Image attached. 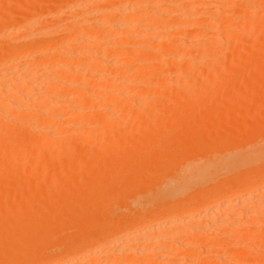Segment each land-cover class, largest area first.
Wrapping results in <instances>:
<instances>
[{
  "label": "bare ground",
  "instance_id": "1",
  "mask_svg": "<svg viewBox=\"0 0 264 264\" xmlns=\"http://www.w3.org/2000/svg\"><path fill=\"white\" fill-rule=\"evenodd\" d=\"M62 1H64V0H62ZM66 1H67V4H68V1H70V2L74 1L71 4L74 6L71 8L73 10L75 9L74 11H76V12L83 8L81 13L84 12L85 14L83 13V16H82L80 14V11H81L80 10L78 12L81 15L80 18L78 15H76V18L78 17V19L75 18V20H74V17H73V20H74L73 21V20H71L72 19V16H71V18L69 19V21L71 20V23L69 22V24H66L67 22L63 19L61 20V18H60L61 22H64V25L66 24L65 27L63 26V28H62L60 26L63 25V23L59 24L60 22H59V17H58L59 13L61 15V12H60V9H59V11H57L58 9H56L55 11H53L54 13L52 12L53 14L51 16L53 18V21L54 22L56 21L55 24L56 23L57 24L56 25L53 23H51V24H53L55 26H58V24H59L60 28L55 29L54 28L55 26L50 27L48 25L47 31L45 28L46 32L43 30L44 28H42V30H40V32H39V30H37L38 32H36V30H33L35 28L34 26H32V27H34L33 29L31 28L32 23L30 22L31 23L30 24L29 20L34 22L32 20V17L29 20L26 19L28 21H26L25 19H24V21H20L21 19L19 18V16H17L18 19L15 18L16 16H14V14H16V13H13V17L12 16H8V17L3 16V18H2V16H0L2 18V19L0 18V118L2 116H4V117H2L3 119L1 118V122L4 120V118L7 119V123L3 121L4 125H6V126H2L3 123L0 122V161L5 159V160H7L6 162H11L7 165L9 167V165L12 164V165H10V168L8 170L9 176L12 174L17 175V173L18 172L20 173V171L22 172V174L24 172L23 176L21 175L23 178L26 177L28 171H29V173L31 171L30 175H32V178L29 176H28L29 178L26 177L27 180L29 179L28 181H30L32 179L31 182H28L27 180H23L22 182L19 181L21 183H23L25 181L26 184L28 182V184H29V186L27 185L28 187H26V184L24 182L27 191L25 190V188H23V191L25 190V192H21V191H19L20 190L19 189L18 190L20 193L19 194L18 191H14V188L13 189L11 188V190H9L8 192L5 193V196L1 195L2 197H0V264H21V262L28 259L29 255L31 254V251L36 250L35 248L33 249V246H34V244H36V240L37 239L39 240L40 239L39 237H42L43 232H45L44 228L47 229L48 225H52V224L54 225V223H57L58 221L62 222V225L64 224V226L65 225L68 226L70 231L69 230L67 231V228L66 227L64 228V226H63V228L65 229V232L66 231L67 232L65 233L63 231V232H61L62 233V235H61L60 231L64 230L61 227L62 229L60 231H55L54 232L55 234H52L56 238L51 237L52 239H51L50 243L52 244V242H53L52 248L57 246L55 244V243H57L60 247H62V248L59 247V249H64V250L61 251L58 249V247L57 248L55 247L53 249L54 254L51 253L52 255L50 256L53 259V261H48L49 259L46 256V252H45L44 256H42V255L40 256V254H42L41 251H43V250L38 251V252H41L40 254L38 252H36V254L39 255V257H36V259H35V262L37 264H242V262H244V264H245V261H247V260L250 261L252 259H254V260H252V262L255 261V263H253V264H264V256H263L264 254H262V256H258L259 253H261V250H260V252L258 250H256V252H253L255 249H258L262 245L263 246L261 248H262V250L264 249L263 248L264 247V233H263L264 232L263 231L264 230V204H263V206H261L262 204L260 205L262 199H264V167H263V165H264V157L263 156L264 155L263 156L261 155L262 152L259 153V151H257V153H256L255 151H253L251 149H250L251 151L247 150V147L241 146L242 143L245 142V140H243V142H239L241 144L231 143L230 146L229 145L224 146L222 144L223 149L221 148V149H219V151L222 150L221 152H223L226 149L229 153L227 154L226 152H224L223 155H219L220 152L218 153V150H217V152L214 153V154H216L215 156L212 153L213 154L212 156H214V157L211 156L212 158H210V160H207L203 157L204 159H200V158L197 159L196 158L194 160L188 161L186 158L187 157L186 155H188V154H186V153L184 154V156H185L184 158H186V160H182L184 158L179 159L180 157L176 158V156H175V154H176L175 152H178L179 151L178 147H180L178 145V142L179 141H181V142L185 141L182 139V137L179 136L182 133H183V135L185 134L186 137L191 136L190 140H192V141H190V142L188 141L189 144L191 142H193L194 143L193 145H195V146L197 145L198 147L203 145V141L201 143H200V141H201V138H204V136L200 137V139L198 138L199 140L197 142V138L188 134V133H190L191 129L192 130L195 129L194 126L196 127V125H195L196 123L193 125V122L195 120L194 121L191 120L190 122H188V125H187V122H182V121H186L189 113L191 114V112H193L192 110H194L191 105L189 106V104L192 103L189 101H191V100L193 101L194 99L196 101V99L198 97H202V96H198L199 95L198 92L201 93V91L202 92L205 91V93H207L208 91H210L209 93H211L210 89L215 88L214 84H216L217 87L219 86L218 88H220V86L224 85L222 87L223 91L227 90L226 92L230 95V98H232L231 92H233V91L229 92L230 91L229 89L230 88L232 89L234 87L233 89L235 90V88L238 89L241 86V85L240 86L238 85L239 87L237 86L239 81L237 82L236 78H237V80L241 79L240 82H242L243 80H244L243 82H245V83L248 82L247 77H249V76H247V77L245 76L246 78H244V79L241 78V77H243V75L245 73L243 74V72H242V74L240 75V73H241L240 71L244 68L243 70H245V72H247V71L250 72L252 70H253V72H251V73L256 72V69L255 68L252 69L251 67L250 68L252 70L250 68H247V67L245 68V66L242 68L241 65H240L241 67L239 66L237 68V66L234 63L235 62L234 61L235 56L237 55L239 50L242 48V46H244L243 42H245V40L247 41V39H245V35H248V33L245 34L244 33L245 31H244L242 33L244 37L242 35H240L243 37V38L241 37L242 41L245 39L243 42L240 41L241 46L236 44V43H238V41L236 40V38H233V36H234V34H236L235 31H237L236 29L238 27H241V25L244 26V24L247 21L252 22V19H254L253 22L254 21L255 22H254V25H251L252 27L248 26V28L250 27L248 32L251 33V35H252L256 32L255 31L256 29H260V27H256V26H258V25H260V23H262V19H261L262 16H260V18H257V19L254 17H256L255 12H258V13L260 12V10L258 11L257 8H258L259 4H260V6H261V4H264V0H226V1H229L230 4L232 3L234 5V8H233L234 10L232 9L233 17H231V15H232L231 11L229 13H227V14H229V17H228V15L222 16L224 14V12L223 13L219 12L218 13L219 15L216 16L217 14L215 12H212L211 10L210 11L213 14L211 12H207V15L205 16L206 13H204V12L207 11L210 7H208V9H206L204 6H207L208 4H211V3H213L215 6L216 1H219V0H65V2ZM76 1H78V3H76ZM226 1L223 0L222 2L226 3ZM31 2H33V1H31ZM245 2H247L248 5H250L252 3V4H257L258 6L256 5L257 8L255 6L256 10L254 9L255 10L254 11L251 9L252 4L250 5V7L248 5H246L249 7L247 9V7L245 6V4H246ZM74 3H76V5ZM219 3H221V0ZM223 3H221V5ZM15 4H17V3H15ZM67 4L65 3V5H63V6H66ZM238 4H239V6H241V5L243 7L245 6L244 8H246V9L241 10L242 7L241 8L239 7L240 8L239 9L237 7ZM33 5H34V3H33ZM68 5H70V4H68ZM252 6H253L252 8H254V5H252ZM40 7H42V6H40ZM230 7L228 9L231 10ZM262 7L263 6H261V8ZM60 8H62V6ZM68 9H70V8L67 7L66 11H68ZM249 9H251L252 11ZM73 10L70 9L68 12L70 13V11H73ZM247 10H249V11H247ZM57 12H58V15H57ZM76 12H75V14H78ZM202 13H204L203 15L205 16V19H203L204 18V17H202L203 15L200 16ZM208 13L215 15V16L211 17L212 15L210 16V15H208ZM220 13H221V15H220ZM258 13H257V15H259V14L262 15V13H264V11L260 12L259 14ZM30 14H32V13H30ZM70 14L72 15V13H70ZM75 14H73V15H75ZM219 16H220V18H219ZM221 16L222 17L226 16V18L222 19ZM47 17H49L48 19H50L52 22V18L50 17V15ZM206 17H208V18H206ZM67 21H68V19H67ZM180 21L181 22L186 21V23L188 22L187 24L192 23V25L194 26L193 29L195 31L196 30L197 31L204 30L203 32L208 34V36L205 35L207 38L204 36V39L199 42V40L201 38H203V36L198 41H196V39H195L196 37L194 34H192V36L194 35V37H195L194 39H193V37H191V34H189V35L188 34L182 35V33L178 34V32H184V31L187 33V32H189L188 28L192 27L189 24L188 26H186V27H188L186 30H185V28H183L184 30L182 29L183 31L182 30L180 31L179 29H177V27L180 25L175 27L174 26L175 24L174 25L169 24V23L180 24ZM256 21L259 23H256ZM26 22H28L29 24H27ZM250 22H247V25L250 24ZM187 24L184 23V25H187ZM220 24L222 25V27L219 26ZM168 25L172 26V27L169 28ZM181 26H183V22H182ZM245 26H246V24H245ZM260 26L262 27V25H260ZM39 27L40 28H38V26H37V29H41V26H39ZM173 27L176 28L175 33H177V34H173L172 33L173 31L169 30V29H172ZM245 28L247 29V26ZM48 29L50 30V32L48 31ZM193 29L192 28L189 29L190 30L189 33H194L195 31L191 32V30H193ZM173 30H175V29H173ZM206 30H209L212 32H209ZM41 31H43V32H41ZM207 32H209V33H207ZM256 34H254V36H256ZM54 36H55V38L52 39V37H54ZM248 36H250V34ZM248 36H246V37H248ZM15 38H17V40L18 39L19 40L15 41V43H14V40H12V39H15ZM138 38H141V40L143 39L142 41H144V43L140 42L138 40ZM231 38L236 40V42L234 44H232L233 42H231V40H232ZM9 39H10V41H8ZM238 39L240 40L239 36H238ZM223 40H225V41H223ZM226 40H228V41H226ZM12 41H13V43H12ZM133 41H134L135 45H137V46H138V44L140 45V43H141V46H140L141 48H139V49L130 48L132 46V44L134 45V43H132ZM138 41L140 43H138ZM220 41H222V42H220ZM217 42L222 43V44H218ZM229 42H231V43H229ZM128 43L131 44V46L128 45ZM215 43H216V45H215ZM223 43L224 44L226 43L227 45L229 44L230 46L233 45L232 48H234L233 50L235 52V55L232 52L233 50H230L231 47L226 46ZM160 44L163 45L164 50ZM245 44L246 45L244 47L249 49V47H248L249 43L245 42ZM126 45H128L130 47L128 48V47H126ZM154 45H160V48H162L161 50L159 49L162 52L161 54H163L164 52L166 55L168 54L167 56H165L166 58L164 56H160V57H164V59L158 58L159 55H161V54H159L160 51H158V50L156 52L158 54H155V51H156L155 49H158L159 46L157 48H155ZM151 46L155 48V49H153V51L150 49L152 51V52L150 51V53H152V54L154 53V55H151L148 52L149 50L147 48H149ZM218 46H219L220 50H222V51L227 49L226 50L227 52L223 51V52H226V54L229 53L230 51H231V53H233L232 56H230V60L232 63H229V65L234 64V67H233V65L229 66L227 63V66H229V68L226 67L224 69L226 64L221 65L219 63L220 59H221V61H223V59L225 58L224 56H227L226 54L223 55L222 54L223 52H221V51H220L221 54L218 53V56L223 55L222 57L220 56V58H218L212 50H211L212 51L211 54H208V53L205 54L204 53L205 58H206V55H208V56L214 55L215 57H217V58L213 57L216 60H214L210 56L208 57L210 59H208V58L206 59V61L208 60L207 62H209V60H211L212 64H210V65H211V67L214 66V68L212 67L213 69H215V67L217 68L216 64L213 65L214 62L219 63V65L223 66V67L218 66V68H221V69H215L214 74L217 73V70H218V72L224 70L225 71L224 75H223V71H222V73L220 72L221 75L215 74L214 76H216L217 79L219 78V80L220 79L224 80L226 78L225 82H221L219 80L217 81L213 75H212L213 77L208 76L210 79L214 78V80H215V81H210V80L208 81L209 86L211 85V83H213L212 87L210 89H208V87H209L207 84L208 82L207 83L204 82L205 78H203V76H201V74L200 75L198 74L199 76H201L200 77L201 79L203 78V81L200 78L199 79L201 81H199V80L196 81L197 75H195V77H196L195 78L193 76L194 74L192 72L194 71L195 74H197L195 67L197 69V66L199 65V63H200V65L203 64L204 66L206 65V67H210V66H207V64L199 62V60L202 58L201 57L202 55L200 53H202L201 51H204V50L206 51L208 48H209L208 49V52H209V50L212 47H216V49H213L214 51L218 50L217 49ZM220 46L224 49H221ZM223 46H226V47H223ZM259 46H261V44ZM228 47H230V48H228ZM238 47H241V48L238 49ZM205 48H207V49H205ZM235 48H237L236 50H238V52L235 51ZM243 48H242V50H244ZM247 49H245L244 51H246ZM259 49H262V46L259 47ZM259 49H257V50H259ZM244 51H241V52H244ZM241 52H240V54L242 55ZM238 55H239V53H238ZM168 56H169V58H168ZM259 56H260V52H259ZM199 57H201V58H199ZM197 58H198V60H197ZM157 59H159V61L161 60V62H158ZM165 59L169 60L167 62V64L164 63L166 61ZM186 59H190L189 61L191 64ZM204 59H201V60H204ZM260 59H261V57H260ZM138 60H140V62L142 60V64H139L140 62ZM162 60H165V61H163L164 64L162 63ZM184 60H185V62L188 63V64H185V68H186L185 71H184L185 68H183ZM228 60L229 59H227V61ZM136 63L139 65L137 66ZM160 63L163 64L164 66L161 65ZM197 63H198V65H197ZM203 65L201 66V69H202ZM159 66H160V68H158ZM254 67H255V65H254ZM175 68H178L180 70H181V68H183L182 70L184 71V73L179 72L177 74V71H174V70H177ZM198 69L200 70V67ZM228 69H230V70L232 69L234 72H236L235 70L239 69V73H238L239 75L234 78L235 79L234 84H233V82H231V80H233L232 78L235 76V74L230 79V74H229L230 70L227 71ZM249 69H250V71H249ZM258 70L259 69H257V71ZM125 71H129L132 74H134L136 71H138L136 73L140 72V74H142V75H140V76H142V79H143V77L146 79V77L143 75L144 73L152 74L150 76H155L157 78L155 79V78L151 77L152 79H155V81L154 80H149V81L147 80V82L149 83L148 84L149 88L147 86V88L144 89L145 90L144 92H146V91L148 92L151 89L150 87H152L150 85H152V84L154 86L156 85V88H153L154 91L152 90V93H151V95L153 97H151L150 94H148L147 92L146 93L150 97L147 94H144V92H143L144 96L143 95L142 96H143V98L145 97L146 100H144V101L142 100L139 103L138 102L135 103L136 101L133 100V102L135 101L134 103L136 104V106H134L135 104H133V106L131 108L128 106L127 107L128 110L125 107L127 104L125 106L123 104L122 106H124L125 108L123 109V107H122V110L123 111L127 110V112L124 114L120 111L121 110L120 107L116 106L120 109L118 111L116 109L115 105L119 104L120 100L123 101L124 100L123 96L124 97L126 95L128 96V94H129L128 91L131 89H129V90H127V92H125L122 90V88L124 87L123 89H125V88L130 87V88H132V90H134L133 88L137 87L135 89H138V86L139 87H141V86L146 87V84L145 85L143 84L145 80L144 81L139 80V81H143L139 84V82L137 81L138 77H136V75L134 76L131 73L129 74L127 72L129 75L132 76V77L130 76L132 79L131 78L127 79L126 77H124V75L126 74ZM133 71H135V72L133 73ZM170 71L173 74H174V72H176V74L179 75V76L175 77V79L179 77L178 81H174V83L176 82L175 84L172 83V81H170V80L167 81L168 77H169V76L167 77V74H169ZM120 72H125L123 77L119 76L121 74ZM197 72H198V70H197ZM200 72H198V73H200ZM202 72H204V70H202ZM170 75H172V74H170ZM218 75H220L224 79L220 78V76H218ZM225 75L229 76L228 77L229 79ZM254 75H255V73L253 74V76L250 74V77H249L250 80H251V78L254 77ZM100 76H101V78H100ZM104 76H106V77H104ZM140 76H139V79H140ZM150 76H148V77H150ZM165 76L167 78L166 81L163 80V78L165 79ZM259 76H260V74H259ZM95 77H97V78L99 77L100 80L107 78L109 82L107 81L106 83L105 82L99 83L100 80H97V78H95ZM135 77H136V79H135ZM190 77L195 78L194 81H196L197 83L191 84L192 86L190 85L194 89L190 88L188 90V93L195 90V91H193V92H195V94H193V95L197 94L196 96H198V97H194V96L192 97V95L190 93L189 96H191L192 99L190 97L191 100L188 101L189 103L188 104L185 103L186 100H184V103L187 104L188 107H186L187 105L181 106V105H179V103L182 101V100L180 101V99H182V97L184 99V97L188 94L187 91L185 90L186 89L185 87L189 88L188 84L190 83V81H189V83H187V81H188V79H191ZM239 77H240V79H238ZM92 78H95V81H94V79L92 80ZM175 79L173 77V80H175ZM96 80L98 81V83H96ZM93 81L96 83V85L93 84ZM147 82H145V83H147ZM164 82L166 84H168V82H169L168 87H166V85H164ZM201 82H203V83L201 84ZM215 82H218V83H215ZM220 82H221V84L217 85ZM235 83H236V85H235ZM245 83H243V84L246 85ZM172 84H174L173 86H175V85L176 86L173 87V86H171ZM185 84H186V86H185ZM196 84H197V86H196ZM205 84L207 85V89L205 88L206 87ZM239 84H242V83H239ZM93 85L95 87H92ZM201 85H202V87L203 86L204 87L201 88L200 87ZM235 86H237V87H235ZM253 86H254V84H253ZM89 87H90V90H89ZM170 87H171V89H170ZM195 87H197V89H198V87H200L201 90L199 89L200 91L198 90V92H197ZM224 87H225V89L226 88H228V89L224 90ZM91 88H92V90H91ZM157 88H158V90H157ZM260 88H261V86H260ZM146 89H148V90H146ZM164 89H165V91H164ZM191 89H193V90L190 91ZM213 89H212V93L214 94V97H215L216 93L219 92L220 90L214 89L215 90L214 91ZM242 89L243 88H241V90H239V91H242ZM135 91L136 90H134L133 92H135ZM141 91H143V90H141ZM169 91H170V93L167 94V92H169ZM133 92L131 91V93L133 94V97L135 98V96H134L135 93H133ZM164 92H166V93H164ZM185 92L187 93L186 95L184 94ZM236 92H237V90H236ZM154 93H155V95H153ZM205 93H201L200 95L203 94V97L206 100H208L207 97H209L212 93L210 95L208 93L209 96L204 95ZM132 94H130L129 97L132 96ZM139 94H137V95H139ZM219 94H221V96L223 95L222 98L225 95L226 99H230L229 96H226V94L225 93L223 94V92H221V93L219 92ZM242 94H244V93H242ZM145 95L148 96L149 98H151L150 100L148 98L149 102H151L153 100V98H154V100L155 99H157V101L159 100L158 104H160V102H163L164 98L165 99L168 98L169 100H171L170 103L172 102L174 104L173 108H171L172 107L171 104L167 103V105H170L171 107L167 106V105L165 107H163L164 105L161 104V106L159 105L158 107H162V108L155 107V110L156 109L157 110L154 111V109L152 110V108H153L152 105H150V107H152V108L148 107L149 102H148L147 97ZM182 95H185V96H182ZM166 96H167V98H166ZM180 96H182V97L179 99V101H180L179 102L177 100ZM237 96H239V94H237ZM129 97H127V98L129 99ZM212 97L213 96H210L209 99H211ZM121 98H123V99H121ZM127 98H125L126 102L128 104H130L129 102H130L131 98L129 99V101L127 100ZM161 98H162V100L160 101ZM204 98H203V100L206 102V100ZM216 98L212 99V101L215 100ZM220 98L221 97H219L218 101L223 100ZM138 99H137V101H139ZM140 100H141V97H140ZM131 101H132V99H131ZM155 102H156V100H155ZM166 102L165 103L163 102V103L166 104ZM177 102H178V104L176 105ZM205 102H203V103L205 104ZM210 102H211V100H209L208 103L206 102L207 105L210 104V107H209V105L208 106L205 105V106H207V108H211L213 106L216 109L218 107L217 106L218 103H220V102L216 103V100H215L216 104L214 106V104L211 105L212 103H210ZM181 103H183V102H181ZM213 103H214V101H213ZM131 104H132V102H131ZM151 104H152V102H151ZM155 104H157V102ZM204 104H201V105L199 104V106H202V108L201 107H199V108H201V109L205 108L207 111L212 110L213 107L211 109H207L204 106ZM252 104H253V102H252ZM82 105L85 107H83ZM100 105H101V108L99 107ZM111 105L114 106L116 110L113 109V107ZM178 105L180 108L177 107ZM262 105H264V104H262ZM61 106H62V108H61ZM103 106L106 108L103 109L104 108ZM175 106L177 108H175ZM194 106H196V105L194 104ZM79 107H81V109L84 108L83 110H85L86 107L87 108L91 107V108H88V113L87 112L85 113L84 111L81 112L80 111L81 109H79ZM147 107L150 108L153 112L149 113L147 110ZM196 107H197V110L200 111L198 106H196ZM219 108L220 107H218L216 110H218ZM89 109H91V110H89ZM150 109H149V111H150ZM171 109H176V110L180 109L179 110L180 114L178 112H175V111H174L175 114L172 113L173 110L171 111ZM205 109L202 110V113L203 112L206 113ZM146 110H147V112H146ZM182 110H183V112H182ZM220 110L221 109L218 110V113L221 112ZM143 111H145L146 115ZM167 112L172 114V115L167 114L168 116L166 115V117H170V119L171 118L173 119V117H175L176 113H178V115H179V116L176 115V117L180 118V119L178 118V121L176 120V118L173 120L172 119L170 120L168 118L170 121V123H169L168 119H165V120H167L166 122L168 123L170 128L176 129V131L179 132V133L176 132L177 135L174 133V134L169 136L168 132H167V130H168L167 126L168 125L166 124V122L165 123L163 122V119H160L161 117L164 118L163 116ZM259 112H260V109H259ZM186 113H188V115ZM199 113H201V112H199ZM207 113H209V112H207ZM218 113H216V114L218 115ZM119 114H124V115H123V117L121 115L122 118H120V120H117L119 118ZM149 114L152 115V117L149 116ZM222 114H223V112H222ZM227 114L229 115V113H227ZM115 115H118V117ZM144 115H145V117L146 116L151 117L153 120L157 119L158 123L160 125L159 126L158 123L155 124L156 125V130H155L154 129L155 125L154 124L151 125V124H149L150 122H148L147 126L149 125L148 127L150 129L153 128V129H151L152 131L148 128V130H147V132L149 131L148 134H147V132L145 133V131H146L145 129H147V126L143 131H142V129H139V130H141L140 131L141 133L147 134L146 136H148V135L151 136V138H149L150 140H148V139L145 140L146 143L149 141L148 144H146L145 142H143V144L145 143L146 145L145 144L144 145L146 147L148 146L147 147L148 150L153 149V151H156L154 154L149 153L150 157H148V156L146 157V156H144V153H142L141 150H140L141 152H138L135 150V148L131 147L135 151L132 154L129 152H126V154H124L123 160H120V164L118 163L119 166L116 165L118 168L116 169V167H115L116 170H114V168H113L114 171L112 170V172L110 173V171L107 172V170H106V168L110 166V163L113 161V158H114L113 152H110L108 154V156H105L104 158L101 157V158H103V160H102L103 165L101 164L100 166H97L95 169H94V167L92 168L96 172L102 171L105 168V171H104L105 177H102V178H100L98 176V175L102 174V172H100V173L98 172V175H97L98 177H93V176H95V175H93L95 171L93 172V170H90L87 172V170L85 168H83V167H85L84 166L85 164L86 165L88 164V166H89V164H90V166L96 165L97 160L95 159L93 153L95 152L94 149H96V150L99 149V148H97V146H99V147H103L104 145L105 146H107V145L112 146V144H114V147L116 146L115 148L117 149V147H120V145H121V147L122 146L124 147L126 145V143L123 144L124 142H122V141L126 140V137H127L128 141L130 140V142L137 140L138 138L135 139L134 137L131 136L130 137L131 139H130L128 136L132 135L131 132H133V136H134L133 127L136 124V121L138 120V122H139V118L143 117ZM180 115L181 116L185 115V117L184 118H183V116L180 117ZM57 117H59V119H58L59 121L58 120L56 121ZM203 118L204 117H202V121H203ZM227 118L228 117H226V119ZM26 119L30 120V122L32 119H33V121L36 120L35 124H34V122H31L34 125L33 124L32 125L26 124ZM182 119H184V120H182ZM198 119H199V117H198ZM160 120H162V121H160ZM187 121H189V120H187ZM99 122L102 124V126L99 125L100 124ZM160 122H162V123H160ZM95 123L97 124V126L94 125ZM146 123H147V121H146ZM184 123L186 125H184ZM92 124H93V127L90 126ZM162 124H164V126L166 124V127H164ZM190 124L193 125V127L192 126L190 127L189 126ZM207 124H208V122H207ZM24 126L26 127V129H23V128H25ZM30 126L33 128V129H31L32 133L34 134L36 132V134L38 133V136L36 134L33 135L31 133L34 136L33 137V136H30V134L28 135V134H25L23 132V131L27 130L26 133H28L27 127L30 128ZM135 126H137V125H135ZM215 126H216V124H215ZM259 126H260V124H259ZM98 127H100V128H98ZM48 128L51 129V130L50 129L48 130V132H50V133H47V135H45V136L40 135L43 133L42 131H45V129H48ZM53 128H55V130H52ZM200 128L205 129V127H200ZM216 128H218V127H216ZM257 128H258V126H257ZM73 129L76 131L80 130V131H78V132H80V134L78 133L76 135L77 132H75ZM135 129L137 130L136 127H135ZM31 130L29 132H31ZM106 130H109V134H111L113 137L111 136L112 138H110L108 135L109 143H107L108 140H106L107 136H105L106 139L103 137H100L103 140L101 139V141H102L101 142L99 139H97V142L100 141V143L97 144V142L95 140L97 138V136L95 139H93V138L95 137V135L98 132H99L98 135L99 134L101 135V133H103V132L108 133ZM180 130H181V132H180ZM51 131L52 132L54 131V133H52V135L49 136L51 134ZM150 131L151 132L154 131L153 132L154 135H152L153 133L151 134ZM169 131L171 132V130H169ZM46 132L47 131H45L44 134ZM64 132L65 133L67 132V133L65 134ZM72 132H75L74 136H70V134ZM58 133H61V134L58 135ZM62 133H64L65 135H63ZM135 133H136V131H135ZM67 134H69V135H67ZM140 134H138V135H140ZM60 135H61V137H62V135H63V137L64 136L65 137H67V136L73 137V139L75 138L74 140L77 139L75 136L79 135L78 138H80V141L84 137L87 138L86 136H88L86 141H84L85 138L83 140L85 142L84 145L87 146L86 147L87 151L84 150L85 148L83 149V144L81 145V143H83V141L80 143L79 139H78L75 143L72 140V138L70 139L67 137L68 139H66V138L61 139ZM89 136L92 138H89ZM124 138H125V140H124ZM132 138H134V140ZM140 138H142V137H140ZM180 138L182 140H180ZM183 138H185V137H183ZM60 139L65 141V142L61 141ZM144 139H146V137H144ZM66 140L69 141V143L65 144ZM104 140H106V142H103ZM128 141L126 140L125 142H128ZM173 142H174V144H177V146L173 145ZM181 142H179V144H182ZM197 143H200V144H197ZM246 143H247V141H246ZM60 144L65 145V146L61 147ZM78 144L82 148V150L85 152H83V153L80 152L82 150L81 149L79 150V147L77 146ZM132 144L139 145L140 143H137V141H136L135 143H132ZM232 144H235L236 146L239 145V147L240 146L241 147L240 148H238V147L234 148V146H231ZM36 145L39 147V149L37 150L39 152V154H41V155L44 153L49 154V152H51L50 156H52V158L54 159V160L51 159V164H50L49 169L47 171L42 170L43 171L42 172L40 170L41 172H38V169L31 168L34 171L36 170V173H34L33 170L28 168L29 164L33 163L32 161L34 159L31 160L32 158H30V157H31V155L34 154L35 149H33V147H35ZM184 145H185V142H184ZM111 146H109V147H111ZM59 147H61V148H59ZM184 147H188V145L186 144V146H184ZM227 147L230 149H227ZM231 147L234 148L232 151H231ZM56 148H59V149H56ZM74 148L76 150H79V152H78V153H80L79 155H76V152L72 153V150L73 151L75 150ZM180 148H182V147H180ZM241 148H243V149H241ZM120 149H122V148H120ZM158 149H161V152L159 153L160 154L159 160L156 157L157 156L156 153L158 154V152H157ZM103 150H104V148H103ZM127 150H129V149H127ZM190 150H192V149H190ZM106 152H107V150H106ZM144 152H147V150ZM150 152H152V151H150ZM199 152H201V151H199ZM190 153H189V156H190ZM51 154H54V155H51ZM71 154H72V158H73V156L76 155V157L74 158V162L71 163L72 164L71 167H73L72 170L74 169V170L80 172V168H81V170L83 168V170L85 169L86 171L85 170H84V172L81 171L80 174L78 173L79 175L74 174L75 177L74 176L70 177L72 182L70 181L71 182L70 184L67 183L68 185L64 189L61 187L62 189L60 190L61 191L60 193H61L62 197H59V199L56 201L53 198V196L54 197L56 196V195H54V193L58 194L56 192L57 189L55 188L56 185L54 187V184H52L50 182L49 178L51 177L50 175H52L55 172V170H57L56 168L60 162H64V163L66 162V164H68L69 160L67 162V160H65L64 158L67 155L71 156ZM198 156L201 157V154ZM205 157H206V155H205ZM188 158H190V157H188ZM115 161L117 162V160H115ZM157 163L162 164L161 166H163V165L165 166V172H164L163 176L162 175L161 176L164 179V175L166 174L165 175L166 177L164 180H162L163 182L162 181L160 182L162 185L160 183H158V185H161L158 187L159 188L162 187V189H160V191L161 190L162 191H161V193H159L161 197H158V200L160 199V201L162 200V202L164 201L165 203L161 202V204H160V201H157V204L160 205L159 207L157 204H155V206L152 207L151 209H149L147 211V213H146V210L148 208L144 209L145 211L144 210H141L142 212L139 211L140 212V214H139L138 210L135 211L136 208L133 209V207L135 205H136L135 207H137V203L139 202V199L136 198V196H138V195H135V197H133L134 194H136V192L137 193L139 192L138 197H141L140 195L142 193V192L140 193V191H138L139 189H138V186L136 183L138 181H141V179H142L141 177H143L144 173H146L145 171L151 170L153 168V166ZM164 163H167V164H164ZM183 163L184 164L186 163L187 165L184 166ZM21 164H24V166H22ZM178 164L179 165L182 164L183 167H185V168L187 167L186 170H185V168L183 169V167H180V169H183V172L185 171L184 173L182 172V170L178 169L179 167L176 166ZM62 167H63V165H62ZM71 167H70V169H71ZM176 167H178V168H176ZM22 168H24V169H22ZM175 168L178 169L181 174L178 172V170H177V172L179 173V175L176 171H175V174H173L172 171H173V169L176 170ZM108 170H110V168H108ZM8 171H7V173H8ZM4 172L5 171H3V173ZM74 172L75 171H73V173ZM104 172H103V174H104ZM149 172L150 171H148L147 173H149ZM225 172L227 174L229 172L232 175L230 176V174H228L229 177L228 176L225 177L227 175V174L225 175ZM3 173H0V175L1 174L3 175ZM71 173L72 172H70V174ZM134 173H137V176H135ZM222 173H224V174L222 175ZM244 173L247 175L243 179L237 181L233 185H232V183H230V180L234 179L237 174H244ZM5 174H6V172H5ZM111 174L112 175L113 174H115V175L119 174L120 175V178L122 179L123 184L121 183V186H120L121 189L119 187V184H118V187L120 190H123V191L126 190L127 191V192H125V191L123 192V193H125V195H123V197H126V199L129 198V200H130V201L127 200V202H126L125 201L126 199L125 198L123 199L122 195L121 194L119 195V193L117 191L118 196L119 197L121 196L120 198L119 197L116 198L117 202L120 204V202L122 203V201H125L126 205L128 203H130L131 201H133V199H134V202L135 201L137 202V203L135 202L136 204L134 203V206L132 205L133 204L132 202H131L132 204L130 203L132 208L130 205H127L125 207V208L128 207L127 210L132 209L131 211H134L133 215H130L131 218H132V216H133V218L135 217L134 220H132V227H133L132 229H130V227H129V230H128V227L127 228L121 227V225H120L121 223L122 224L126 223L124 221H126L128 219V216H129L128 213L131 214L132 213L131 211H129L128 213L124 212V215L122 214L123 213L122 212L119 215V213H117L118 209L116 210V206H115V204L117 205L118 203H116V200L114 197H113L114 198L113 201H115V204H114L115 207L114 208L112 207L113 205L111 207H109V205H108V207H109V209H108L107 205L105 204V201H107V200L109 201L110 198H112L113 195H111V194H117L114 192V190H119V189H117L118 188L117 187L115 189L113 188L114 190L110 189L114 193L113 192L111 193L109 191L110 185L112 184V182H110L112 180ZM2 175L0 176V179L5 178ZM16 175L15 176L12 175V177H15V179H16ZM4 176H6V175H4ZM220 176L225 177L226 179L220 178ZM116 178H118V177H115V179ZM20 179L22 180V178H20ZM94 179H96V180L93 181ZM115 179H114V183L117 182V180L115 181ZM159 179L161 180V177ZM43 180L45 182H47L48 186H50V189L48 187H45V188H43L44 190L46 189L45 191L42 189L40 190L39 186H40V183L43 184V182H42ZM48 180H49V182H48ZM92 181H93V183H92ZM13 182H14V180H13ZM81 182H84V184H82ZM15 183H14V185H15ZM37 183L39 184L38 186H36ZM91 183H92V185H91ZM217 184L219 185V187L215 191V193L212 196L208 195L206 193L208 188H210L211 186L213 187ZM51 185H52V187H51ZM12 186L13 185H11V187ZM22 186H24V185H22ZM35 186L38 187V191L36 190ZM156 186H157V184L155 185V188H157ZM19 187H20V185H19ZM16 188H18L17 184H16ZM57 188H58V185H57ZM54 189H56V191L55 192L53 191L54 193L52 194V190H54ZM147 189H148V187H147ZM32 190L37 191L36 192L37 195L34 194L33 193L34 191H32ZM149 190L151 191V189H148L147 191H149ZM28 191H31V193ZM190 191H191V193H190ZM144 192H146V191H143V193ZM192 192H194V193L196 192V193L201 194V196L198 198L196 203L192 205L193 208L190 211H188V209H186L187 206H182L179 209L177 207V205H175V204L181 203L182 199H184V197L186 195H189V194L191 195ZM156 193H158V192H156ZM156 193H154V195ZM0 194H2V193H0ZM27 194H28V196H27ZM31 194L35 195L36 197L37 196H39V197L32 200L33 198L32 199H30V198H31V196L32 197H34V196ZM87 195L89 196L90 199L91 198L92 199L91 200L88 199V201L86 202L85 200L87 199V197H85V196H87ZM129 195L130 196L132 195L133 198L131 197L132 199H130ZM127 196H128V198H127ZM40 197L42 199H40ZM82 197H85V199L83 198L84 201H82ZM156 197H157V194H156ZM154 199H156V198H154ZM29 200H32V201H29ZM118 200H120V201H118ZM18 201L20 202V205L17 203ZM86 203H88V204H86ZM150 203H152V202H150ZM262 203H264V201ZM108 204H109V202H108ZM110 204H112V203H110ZM142 204H143V202H142ZM162 204H171V205L174 204V205L173 206L170 205L171 207L168 208V211H165V212L163 211L164 212L163 215L157 214L158 216H156V213L160 209V207H162ZM249 204H251V205H249ZM144 206H145V203H144ZM125 208H123V209L125 210ZM139 208H140V206H139ZM154 208H156V209H154ZM127 210H125V211H127ZM48 212L52 215L51 217L48 216L49 218L46 217L47 216L46 213H48ZM106 213H108L109 214L108 216H110V217L107 216L108 220H109V218L111 220H114V218L117 219L115 221L116 223H110L111 220L110 221L106 220L107 223L109 222L110 224H115V225H113V227L114 228L116 227L115 232H114L116 234V236L114 238V241H112L114 243H112L113 245H111V247L108 246V244H109V242H108V244H106V245L109 248H105L106 245H104L102 247H104L105 249L103 248V250H100L102 248H98V246H96V244H97L96 242L99 241V240H97L98 237L95 236L97 232H93V229L90 228V226L93 225L94 223H95V227L98 224L101 225L100 223H96L97 220H95V219H97V218L99 219L101 217H102L101 220L103 221V223L106 224L104 222L105 221L104 218L106 217L105 216ZM134 214H136V215H134ZM44 215H46L45 216L46 218L44 217ZM125 215H128V216H126L127 218L125 217L126 220H125V218L122 219V217H124ZM42 216L45 218L46 221L43 220L44 218L41 219L42 221L37 218V217H42ZM80 217H81V219H80L81 222H79ZM131 218H129V221H131L130 220ZM54 219H56V220H54ZM92 219L95 222H93ZM18 220H19V222H18ZM101 220H99L98 222H100ZM16 221H17V223H16ZM42 222H46V223H42ZM91 222H92V224H91ZM75 223H77V224H75ZM60 224L61 223H58V225L55 224V226L57 225L58 227H60L59 226ZM73 224H75V225H73ZM88 224H91V225L89 226ZM104 226L106 227V225H104ZM104 226H102V227H104ZM117 226H118V228H117ZM71 228L73 229L72 231H71ZM89 228L92 229V231L89 230ZM107 228H109V227H107ZM57 229H59V228H57ZM99 230H102V229H100V227H99ZM237 231L239 233L242 232L243 234L240 233V236H238ZM56 232H57V234H56ZM58 233H60V236H63V237L65 236L64 233L68 234V235H66L67 236L66 238L62 237L63 239L66 240V242L64 240L66 245L63 242V239H62V241L60 240L61 237L59 236ZM46 236H49V232H48V235H46ZM98 236H101V235H98ZM57 237H59L60 239L58 242L54 243V240L58 239ZM43 238H44V236H43ZM43 238H41V239H43ZM235 239H237L238 242L233 241ZM239 240L241 242L246 241L249 246L247 245L248 246L247 247L246 244H244V245H245V247H247L246 249L249 248V250H242L243 249L242 246L237 247L236 248L237 250H236L235 247L238 245L234 246V248H233L232 245L239 243L240 242ZM59 242H63V243L59 244ZM241 242H240V244H241ZM105 243H107V242H105ZM62 244L65 245V248H63L64 245L61 246ZM100 244H101V242H100ZM110 244H111V242H110ZM6 245H12L13 246V252L11 251L12 254H8L7 250H4V247ZM244 245H243V247H244ZM45 246H47V245H45ZM39 247H41L40 244H39ZM245 247H244V249H245ZM5 248H7V247H5ZM49 251H51V250H49ZM57 251L59 253H57ZM36 254L33 252L32 255H36ZM44 257H47V258H44ZM28 261L29 260H27V262ZM248 261L246 263H249ZM252 262L250 261V263H252Z\"/></svg>",
  "mask_w": 264,
  "mask_h": 264
},
{
  "label": "rangeland",
  "instance_id": "2",
  "mask_svg": "<svg viewBox=\"0 0 264 264\" xmlns=\"http://www.w3.org/2000/svg\"><path fill=\"white\" fill-rule=\"evenodd\" d=\"M31 1H33V2H31ZM61 1H62V0H49V1H48V0H0V7H1V8H0V16H2V18H3V16H6V17H8V16H12V17H13V13H16L17 15L14 14V16H16L15 18H17V16H19V18L21 19V20L19 19L20 21H24V19H25V20H26V19L29 20V19H31V17H32V20H33L34 22H32V21L29 20V23H30V22H31L32 24L34 23L33 25L30 23V24H31V28L33 29V28L35 27L36 29L34 28L33 30H36V32H38L37 30H39V32H40V30H42V28H44V29H43L44 31H45V28H46V31H47V26H48V25H49L50 27H52V26L54 27V26L57 24V23L55 24L56 21H55V22L53 21V18H52L51 15L54 13L53 11H55L56 9H58L57 11H59V9H60L61 15H60V13H59V16H58V17H59V22H60V23H59V22H58V23H59V24L63 23V25L60 26V27L63 28V26L65 27V25H66V24H69V22L71 23V20H73V17H74V20H75V18H76V15H78L79 18H80L81 15L83 16V13H84V12L81 13L82 10H83V8L80 9L81 11L78 9V10L80 11V14H81V15H80V14L78 13L79 11L76 12V11H74L75 9L73 10V9L71 8V7L74 6V5H71L74 1H73V2L68 1V4H70L71 6L67 4V1H66V2H65V0L62 1V2H61ZM222 1H223V0H221V3H223ZM224 1H226V0H224ZM1 2H2V3H1ZM217 2L219 3L220 0H219V1H216V3L214 2V3H215V6H214L213 3L208 4L207 6H204L206 9H208V7H210L207 11L204 12V13H206L205 16L207 15V12H211V11H212V12H215V13L217 14L216 16L219 15V14H218L219 12H221V13L224 12V14H223L222 16H224V15H228V17H229V14H227V13H229L230 11L232 12V9L234 8V5H233L232 3L230 4L229 1H226L227 4L224 2V3H225V4L223 3L224 5H223V4L221 5V3L218 4ZM15 3H17V4H15ZM33 3H34V5H33ZM41 3H42V4H41ZM44 3H45V4H44ZM61 3H62V4H61ZM65 3L67 4L66 6H67L68 8H70L71 10H73V11H70V13H72V15L68 12L70 9H68V11H66V10H67V7H66V6H63V5H65ZM76 3H78V1H76ZM76 3H74V4L76 5ZM79 3H80V2H79ZM245 3H246L245 6L248 5L247 2H245ZM56 4H57V5H56ZM60 4H61V5H60ZM216 4H217V5H216ZM229 4H230V5H229ZM251 4H252V3H251ZM251 4H250V5H251ZM59 5H60V6H59ZM77 5H78V4H77ZM209 5H210V6H209ZM225 5H226V6H225ZM240 5H241V4H240ZM250 5H248V6L250 7ZM252 5H254V8H252V7H253ZM252 5H251V9L254 10V9H255V6H256L257 4H252ZM36 6H37V7H36ZM40 6H42V7H40ZM45 6H46V7H45ZM61 6H62V8H60ZM69 6H70V7H69ZM212 6H213V7H212ZM230 6H231V7H230ZM245 6H244V7H245ZM248 6H246L247 9L249 8ZM257 6H258V5H257ZM257 6H256V8H257ZM261 6H263V7L261 8ZM261 6H260V4H259V6H258L259 9L257 8V10H258V11L260 10V12H263V11H264V9H263V8H264V4H261ZM21 7H22L23 9H22ZM44 7H45V8H44ZM48 7H49V8H48ZM55 7H56V8H55ZM63 7H64V8H63ZM65 7H66V8H65ZM211 7H212V8H211ZM229 7L231 8V10L228 9ZM237 7H238V8H239V7H240V8L242 7L241 10H243V9L245 10V9H246V8H244L242 5L239 6V4H238ZM26 8H27V9H26ZM80 8H81V7H80ZM213 8H214V9H213ZM215 8H216V9H215ZM240 8H239V9H240ZM48 9H49V10H48ZM251 9H249V10H251ZM6 10H7V11H6ZM12 10H13V11H12ZM40 10H41V11H40ZM44 10H45L47 13H46ZM210 10H211V11H210ZM223 10H224V11H223ZM233 10H234V9H233ZM249 10H247V11H249ZM252 10H251V11H252ZM255 10H256V9H255ZM255 10H254V11H255ZM22 11H23V12H22ZM27 12H28V13H27ZM36 12H37V13H36ZM50 12H51V13H50ZM52 12H53V13H52ZM75 12L78 13V14H75ZM212 12H211V13H212ZM260 12H259V13H260ZM26 13H27V14H26ZM30 13H32V14H30ZM34 13H35L36 15H35ZM45 13H46V14H45ZM48 13H49V14H48ZM204 13H202L200 16H202ZM215 13H214V14H215ZM221 13H220V15H221ZM255 13H256V17H254V18H256V19H257V18H260V16H262V17H261V19H262V23H260V25H262V27H261L260 25L256 26V27H260V29H256V30H255L256 32L254 33V34L257 33L256 36H254V34H252V35H253V36H252L251 33L248 32L249 28L252 27L251 25H254V22H255V21L253 22L254 19H252V22L247 21V22H250V24H248V25H247V22H246V23L244 22V23L246 24V26H247V29L245 28L246 26H245L244 23H243V24H244L245 27H244L243 25H241V27H238V28L236 29L237 31H235L236 34H234L233 38H236V40L238 41V43H236V44H238V45L241 44L240 41H242V40H241V37L243 36L242 33H243L244 31H245V32H244L245 34H247V33H248V35L250 34L251 37L248 36V35H245V34H244V35H245V39H247V41H246L245 39H244V40H245V42H248V43H249V46H248V47H249L250 50L244 47L246 44H245V42H243V41H244V40H243L242 42L244 43V46H242V48L244 47L243 49H244V50L247 49V50L244 51V50H242L241 47H238V49L241 48L240 50H241V51H244V52H241V51L239 50V52H238V50H236L237 48H235V51L238 52L240 56H239L238 53H237V55H236L235 58H234V61H235V62L232 60V61L235 63V65L237 66V68H238L240 65L242 66V68H243L244 66H245V68H246V67H247V68H250V67H251L252 69L255 68V69H256V72H254V73H255V75H254V77H253L254 79L251 78V80H250V78H249V77H250V74L253 76L254 73H251V72H253V70L250 68L252 71H250V69H249L250 72H248V71L245 72V70H243V69H244V68H243V69H242L243 71H242V70L240 71V72H241L240 75L242 74V72H243V74H244V73H245V74H244L243 77H241V78L244 79V78H246L247 76H249V77H247L248 82L246 81L247 83H245V82H243L244 80H243L242 82H240V81H241L240 77L238 78V79H240V80H237V78H236V81H237V82L239 81V83H242V84H239V83L237 84V86H238V85H239V86L241 85L240 87L243 88L242 91H239V90H241V88H240L239 86H238L239 88H238V89L235 88V90L233 89L234 87H233L232 89L230 88V89H229L230 91H229V90H228V91H229V92L233 91V92H231V93H232V95H231L232 98H230V95L226 92V91H227L226 89H228V88L225 89V87H224V90H226V91H223V88H222V87H223L224 85L220 86V88H221V89H220V88H218L219 86L217 87L216 84H214V85H215V86H214V87H215L214 89H218V90H220V91H219L220 93H221V92H223V94L225 93L226 96H229L230 99H226L225 95H224L225 98H224V97L222 98L223 95L221 96V94H219V92H217L218 94L216 93V95H215V97H214V94L212 93V89H213V88H211L213 83H211V85L209 86V82H208V81H209V80H210V81H215V80H214V78H213V79H210L209 77H211L212 75L214 76L215 74H216V75H217V74H220V75H221L222 71H223V75H224V72H225L224 70H222V71L219 70L221 73L218 72V70H217V73L214 74L215 69H221V68H218V66L223 67V66H221V65L226 64V66L224 67V69H225L226 67L229 68L230 65H233V67H234V64H230V65H229V63H232L231 60H230V56H232L233 53H234V55H235V52H234V50H233L234 48H232V47H233L232 44H234V43L236 42V40H234L233 38H231L232 40L230 39L231 42H233V43L231 44L232 46H230L229 44L227 45V44H226L227 42H226L225 44L223 43V44L226 45V46H230L231 48H230V47H228V48H230V50H233V51H232L233 53H231V51L229 50L230 52L226 54V52H227L226 50H227V49L223 50V51H226V52H223L222 50H220L219 46L217 47L218 50H215V51H214L213 49H216V47H212V48L209 50V52H208V49H209V48H208V49L205 48V49H207L206 51H205V50H204V51H201L202 53H200V54H201L202 56H201V55H200V56H201L202 58L199 57V58H201V59H204V58H205V57H204V53H205V54H206V53L211 54L212 51L214 52V54H215L218 58H220V56H221V55H220V54H221L220 51L223 52V53H222L223 55L226 54L227 56H224L225 58L223 59V61H221V59L219 60V61H220L219 63H220L221 65H219V63H215V62H214L213 65L216 64V65H217V68L215 67V69H213L214 66H212V67H213V68H212L211 65H210V64H212V63H211V60H209V62H207L208 60L206 61V59H207L210 55H209V56L206 55V58H205L204 60H201V59H200L201 61L199 60V62L204 63V64H207V66H210L211 68H210V67H206V65L204 66V65L202 64L204 68L202 67V69H201V66H202V65H200V63H199V65H198V63H197V65H198V66L196 65V66H197V69H196V67H195V70H196V73H197V74H195L194 71L192 72V73L194 74V75H193L194 77H195V75H197L196 77H197L198 79L195 77V78H196V81H198V80H199V81H201V80L203 81V78H205V81H204V82H205V83L208 82V83H207L208 86H209L208 89L211 88L210 90H211V93H212L213 95H212L211 93H209L210 91H208V92L206 91L207 93H205V91H203V92L201 91V93H205L204 95H208V93H209V95L211 94L210 96H213L211 99H209L210 96L208 95V96H209V97H207L208 100H206V99L203 97V94L200 95L201 93L198 92V90L200 89V87H201V88L204 87V86L202 87V85H201L200 87H198V89H197V87H195V88H196V91H197L198 94H199L198 96H202V97H198V96H196L197 94H196V95H193V94H195V92H193V91H195V90H193L194 88L191 87V86H192L191 84H195V83H197V82L194 81L195 78H191V77H190L191 79H188V81H187V83H189V81H190V83L188 84V85H189V88H188V87H185V88H186L185 90H186L187 93H188V90H189L190 88H193V89L190 90V91H192V90H193V91H192V92H189L188 94L185 92L184 94H185V95L187 94V95H186V96H185V95H182V96H185L184 99H183L182 96H180V97L178 98L177 101H179V99L182 97V99H180V101L182 100L181 102L184 103V100H186L185 103H187V104H188L189 102H192V103H193V104H192V103L189 104V106L191 105L192 108L194 109V110H192L193 112H191V114L188 112L189 115H188V113H186V114L188 115V118H187V117H186V118H187V120H189V121H187V120H186V121H182V122H187V125H188V122H190L191 120H192V121L195 120V121L193 122V125L196 123V124H195L196 127L194 126L195 129H193L194 131L191 129V131H190L191 134H190V133H188V134H189V135H192V136L195 137V138H197V142H198V140L200 139V137H203V136H204V138H201V141H200V143L203 141V145H201V146L199 145L200 147H198L197 145H196V146L193 145V144H194L193 142H191V143L189 144V142L192 141V140H190L191 136H189L188 134H187V135H188L189 137H186L185 134L183 135V133H182L181 135H179V136L182 137V139L185 140V141H183V142L179 141V142H181L182 144H179V142H178V145H179L180 147H182V148L178 147V150H179V151L177 150L178 152H175V153H176V154H175L176 158H179V157H180L179 159L184 158V157H185L184 154L186 153V154H188V155H186V156H187L186 158H187L188 161H189V160H190V161H191V160H194V159H196V158H197V159H198V158H200V159H204V158H205V159H207V160H210V158H212V157H214V156L216 155V154H214V153H216L217 150H218V153L220 152L219 155H223L224 152H226L227 154L229 153L226 149H225V151H223V152H221L222 150L219 151V149L222 148V144H223L224 146H225V145H226V146H227V145L230 146L231 143L238 144L239 142H243V140H245V142H243L241 146H245V147H247V150H250V149H251V150L255 151L256 153H257V151H259V153L262 152L261 155H262V156L264 155V107H263L264 105H262V104H264V13H262V15H260L258 12H255ZM257 13H258L259 15H257ZM73 14H75V15H73ZM84 14H85V13H84ZM212 14H213V13H212ZM212 14H209V13H208V15H210V16H211ZM46 15H47V16L50 15V17L52 18V22H51L50 19H48L49 17H47ZM57 15H58V12H57ZM254 15H255V14H254ZM60 16H61V17H60ZM71 16H72V19L69 21V19L71 18ZM205 16H204V15L202 16V17H204L203 19H205ZM213 16H215V15H212L211 17H213ZM222 16H221L222 19L226 18V16H225V17H222ZM21 17H22V18H21ZM33 17H34L35 19H34ZM62 17H63V18H62ZM65 17H66V18H65ZM208 17H209V16H208ZM208 17H206V18H208ZM211 17H210V18H211ZM231 17H233V12H232ZM231 17H230V18H231ZM0 18H1V17H0ZM2 18H1V19H2ZM4 18H5V17H4ZM60 18H61V20H62V19L65 20L67 23L65 22L66 24L64 25V22H61ZM219 18H220V16H219ZM17 19H18V18H17ZM22 19H23V20H22ZM67 19H68V21H67ZM76 19H78V17H77ZM256 19H255V20H256ZM261 19H260V20H261ZM28 20H26V21H28ZM74 20H73V21H74ZM206 20H207V19H206ZM208 20H209V19H208ZM57 21H58V20H57ZM258 21H259V20H258ZM170 22H171V21H170ZM174 22H175V21H174ZM182 22H183V26H181ZM182 22L180 21V24H176V23H169V24H171V25H172V24H173V25L175 24V25H174L175 27L178 26V25H180V26L177 27V29H179L180 31H181L183 28H185V30H186V29L188 28V27H186V26H188L189 24H190L192 27L189 26L190 28H188V31L190 32L189 29H191V28L193 29L194 26L192 25V23L187 24L188 22L186 23V21H185V22L182 21ZM259 22H260V21H259ZM259 22L256 21V23H259ZM26 23L29 24L28 22H26ZM39 23H40V24H39ZM51 23H53V24H55V25H53V24H51ZM184 23L187 24V25H184ZM252 23H253V24H252ZM41 24H42V25H41ZM50 24H51V25H50ZM59 24H58V26H55L54 28H55V29H56V28H60V27H59ZM32 26H34V27H32ZM37 26H38V28H40L39 26H41V29H37ZM42 26H43V27H42ZM168 26H169V25H168ZM219 26L222 27L221 24H220ZM248 26H250V27L248 28ZM50 27H49V28H50ZM170 27H172V26H169V28H170ZM169 28H168V29H169ZM243 28H244L245 30H244ZM32 29H31V30H32ZM52 29H53V28H52ZM173 29H175V30H173ZM238 29H239V30H238ZM169 30H170V31L172 30V31H173L172 33H173V34H177V33H175L176 28L173 27L172 29H169ZM183 30H184V29H183ZM183 30H182V31H183ZM258 30H259V31H258ZM46 31H45V32H46ZM48 31L50 32L49 29H48ZM51 31H52V30H51ZM193 31H195V30H194V29L191 30V32H193ZM203 31H204V30H202V31H201V30H199V31L196 30L194 33H189V32L186 33V32L184 31V32H178V34H181V33H182V35H184V34H185V35H187V34H188V35L191 34V37H193V39L196 37V38H195L196 41H198V40L203 36V38H201V39L199 40V42H200V41H202V40L204 39V36H205V35L208 36V34H206V33L203 32ZM206 31H209V30H206ZM239 31H240V32H239ZM260 31H261V32H260ZM41 32H43V31H41ZM196 32H197V33H196ZM199 32H200V33H199ZM209 32H212V31H209ZM209 32H207V33H209ZM237 33H238L239 35H238ZM192 34H194L195 37H194V35L192 36ZM196 34H197V35H196ZM200 35H201V36H200ZM240 35H242V36H240ZM52 36H53V35H52ZM197 36H198V37H197ZM235 36H236V37H235ZM238 36L240 37V40L238 39ZM246 36H248V37H246ZM205 37H206V36H205ZM243 37H244V36H243ZM243 37H242V38H243ZM249 37H250V38H249ZM53 38H55V36L52 37V39H53ZM206 38H207V37H206ZM12 40H14V43H15V41H18L19 39L17 40V38H15V39H12ZM138 40H139L140 42H143V43H144V41H142L143 39L141 40V38H138ZM249 40H250V41H249ZM6 41H7V40H6ZM8 41H10V39H9ZM8 41H7V42H8ZM139 41H138V43H140ZM223 41H225V40H223ZM226 41H228V40H226ZM220 42H222V41H220ZM231 42H229V43H231ZM8 43H9V42H8ZM12 43H13V41H12ZM132 43H134V41H133ZM143 43H142V44H143ZM217 43H218V42H217ZM243 43H242V44H243ZM126 44H127V43H126ZM218 44H222V43H218ZM260 44H261V46H262V49H259V47H261V46H259ZM128 45L131 46V44H129V43H128ZM128 45H126V47L129 48L130 46H128ZM160 45H161V44H160ZM160 45H154L155 48H157V47L159 46L158 49H155L154 47L151 46V47L147 48V49L149 50V51H148V50H147V51L150 53L151 50L153 51V49H155V50H156V51L154 50V51H155V54H158V53H156L157 50L160 51V50L162 49V48H160ZM215 45H216V43H215ZM238 45H237V46H238ZM134 46H135V47H134ZM140 46H141V43H140V45L138 44V46L135 45V43H134V45L132 44V46H131L130 48H136V49H139V48H141ZM161 46L163 47V45H161ZM226 46H223V47H226ZM234 46H235V45H234ZM237 46H236V47H237ZM240 46H241V45H240ZM142 47H143V46H142ZM220 47H221V46H220ZM246 47H247V46H246ZM150 49H151V50H150ZM159 49H160V50H159ZM203 49H204V48H203ZM203 49H202V50H203ZM221 49H224V48L221 47ZM257 49H259V50H257ZM163 50H164V47H163ZM211 50H212V51H211ZM152 51H151V52H152ZM218 51H219V52H218ZM240 52L242 53V55L240 54ZM259 52H260V56H259ZM161 53H162V52L160 51L159 54H161ZM218 53H220V54H219L220 56H218ZM150 54H151V55H154V53H153V54L150 53ZM256 54H257V55H256ZM167 55H168V54H167ZM167 55H166L165 52H164L163 54L159 55V57H158V56H157V57H158L159 59H164V57L167 56ZM198 55H199V54H198ZM223 55H222V56H223ZM160 56H164V57H160ZM222 56H221V57H222ZM210 57H211V58H213V57H214V58H217V57H215L214 55H213V56H210ZM233 57H234V56H233ZM260 57H261V59H260ZM165 58H166V57H165ZM168 58H169V56H168ZM185 58H186V57H185ZM187 58H188V57H187ZM214 58H213V59H214ZM159 59H157V61H158V62H161V60L159 61ZM208 59H210V58H208ZM227 59H229V60L227 61ZM165 60H166V61H165ZM165 60H162V63H163V61H165L164 63L167 64V62H168L169 60H167V59H165ZM186 60L189 61L190 59H186ZM197 60H198V58H197ZM214 60H216V59H214ZM253 60H254V61H253ZM138 61L140 62V60H138ZM202 61H203V62H202ZM212 61H213V60H212ZM217 61H218V60H217ZM217 61H216V62H217ZM224 61H225V62H224ZM136 62H137V61H136ZM158 62H157V63H158ZM191 62H192V61H191ZM197 62H198V61H197ZM137 63H138V62H137ZM137 63H136V64H137ZM164 63H163V64H164ZM189 63H190V61H189ZM227 63H228L229 66H227ZM255 63H256V64H255ZM139 64H142V60H141V62H140ZM139 64H137V66H138ZM160 64H161V63H160ZM160 64H159V65H160ZM163 64H161V65H163ZM185 64H188V63L185 62V60H184V62H183V68H185ZM190 64H191V63H190ZM157 65H158V64H157ZM216 65H215V66H216ZM254 65H255V67H254ZM256 65H257V66H256ZM163 66H164V65H163ZM241 66H240V67H241ZM252 66H253V67H252ZM186 67H187V66H186ZM199 67H200V70L198 69ZM205 67H206V68H205ZM158 68H160V66H159ZM183 68H181V70L178 69V68H175V69H177V70H174V71H177V74H178L179 72L184 73V71L186 70V68L184 69V71L182 70ZM187 68H188V67H187ZM233 69H234V68H233ZM257 69H259V70L257 71ZM179 70H180V71H179ZM197 70H198V72H200V71H201V72L198 73ZM202 70H204V72H202ZM229 70H230V69H228L227 71H229ZM210 71H211V72H210ZM232 71H233V70L231 69V70L229 71L230 73H229V72H228V73L230 74V79H231V77L234 76V74H235V76L232 78L233 80H231V82H233V84H234V82H235V79H234V78L237 77V76L239 75V74H238V73H239V69H238V70H235L237 73L234 72V71L232 72ZM125 72H126L127 75L125 74ZM125 72H120L121 74H120L119 76L123 77V75L125 74L126 76L124 75V77H126L127 79H130V78L132 77L131 75H129L131 72H129V71H125ZM127 72H128L129 74H128ZM134 72H135V71H133V73H134ZM136 72H138V71H136ZM136 72H135L134 74H132V73H131V74L134 75V76L136 75V77H138V78H137V81L139 82V84L145 80L143 84H144V85L146 84V87H145V86H141V87H142V88H141V87L138 86V89H135V88H137V87H135V88H133L134 90H136L135 92H133L134 90H132V88H130V87H129V88H125V89H123L124 87L122 88V90L125 91V92H127V90H129V89H131V90L128 91V93H129L128 96H127L126 94H125V95H126L125 97L123 96V98H124L123 101L120 100V103H121V104L119 103L120 105H119V104H117V105L114 104V105H115V107H116V106L120 107L121 110H120L118 107H116V109H117L118 111L120 110V111H121L122 113H124V114L127 112V110H128L127 107H128V106L131 108V107L133 106V104H135V103H137V102L139 103V102L142 101V100H143V101L146 100L145 97L143 98L144 94H147V93H148V94H150L151 97H153V96L151 95V93H152V90L154 91L153 88H156V85L154 86V85L152 84V85H150V86H152V87H150V88H151L150 91H148V92L146 91L147 93L144 92V91H145L144 89L147 88V86H148V88H149V85H148L149 83L147 82V80H148V81H149V80H154V81H155V79H156L157 77H155V76H150V75H152V74L144 73L143 75L146 77V79H145L144 77H143V79H142V76H140V75H142V74H140V72H139V73H136ZM122 73H123V74H122ZM146 74H147V75H146ZM170 74H172V75H170ZM174 74H175V75H174ZM174 74L170 71L169 74H167V77L169 76V77H168V80H167L166 76H165V79L163 78V80H164V81H166V80L169 81V80H170V81H172V83H174V81H178V78H179V77L176 78V79H175V77H177V76H179V75H177L176 72H174ZM198 74H199V75L201 74V76H203V78L201 79V78H200L201 76H199ZM248 74H249V75H248ZM259 74H260V76H259ZM128 75H129V76H128ZM138 75L140 76V79H139V76H138ZM220 75H218V76H220ZM127 76H128V77H127ZM130 76H131V77H130ZM148 76H150V77H148ZM193 76H192V77H193ZM208 76H209V77H208ZM213 76H212V77H213ZM218 76H217V77H218ZM225 76H227V75H225ZM245 76H246V77H245ZM261 76H262V77H261ZM102 77H103V76H102ZM104 77H106V76H104ZM136 77H135V79H136ZM151 77H153V78H155V79H152ZM173 77H174L175 80H173ZM214 77L216 78V76H214ZM228 77H229V76H227V78H228ZM255 77H256V78H255ZM95 78H97V77H95ZM95 78H92V80L94 79V81H95ZM100 78H101V76H100ZM100 78L98 77L97 80H100ZM149 78H150V79H149ZM199 78H200L201 80H200ZM220 78L224 79V78L221 77V76H220ZM248 78H249V79H248ZM105 79H106V80H105ZM105 79H101V80L99 81V83H100V82H101V83H102V82H103V83H104V82L106 83V82L108 81V79H107V78H105ZM131 79H132V78H131ZM228 79H229V78H228ZM252 79H253V80H252ZM97 80H96V83H98ZM104 80H105V81H104ZM139 80H143V81H139ZM216 80L218 81L219 78H218V79L216 78ZM94 81H93V84L96 85V83H95ZM154 81H153V82H154ZM219 81H221V82H225V81H226V78H225L224 80H221V79H220ZM229 81H230V80H229ZM254 81H255V82H254ZM256 81H257V82H256ZM108 82H109V81H108ZM145 82H147V83H145ZM192 82H193V83H192ZM221 82H220L219 84H217V85H220ZM231 82H230V83H231ZM170 83H171V82H170ZM175 83H176V82H175ZM175 83H174V84H175ZM198 83H199V82H198ZM202 83H203V82H201V84H202ZM215 83H218V82H215ZM243 83H245L246 85H244ZM150 84H151V83H150ZM168 84H169V82H168ZM168 84H166V83L164 82V85H166V87H168ZM174 84H172L171 86H173ZM199 84H200V83H199ZM225 84H226V83H225ZM253 84H254V86H253ZM73 85H74V84H73ZM94 85H93L92 87H95ZM190 85H191V86H190ZM205 85H206V84H205ZM235 85H236V83H235ZM242 85H243V86H242ZM257 85H258V86H257ZM153 86H154V87H153ZM175 86H176V85H175ZM175 86H173V87H175ZM185 86H186V84H185ZM196 86H197V84H196ZM225 86H226V85H225ZM227 86H228V85H227ZM233 86H234V85H233ZM237 86H235V87H237ZM260 86H261V88H260ZM125 87H126V86H125ZM127 87H128V86H127ZM230 87H231V86H230ZM139 88H140V89H139ZM205 88L207 89V85H206ZM205 88H204V89H205ZM165 89H166V88H165ZM165 89H164V91H165ZM170 89H171V87H170ZM206 89H205V90H206ZM214 89H213V90H214ZM89 90H90V87H89ZM91 90H92V88H91ZM141 90H143V91H141ZM146 90H148V89H146ZM157 90H158V88H157ZM167 90H168V89H167ZM200 90H201V89H200ZM200 90H199V91H200ZM221 90H222V91H221ZM236 90H237L238 93L236 92ZM131 91H132L133 93L136 94V95L134 94V96H135L136 99L133 97V94L131 93ZM214 91H215V90H214ZM216 91H217V90H216ZM246 91H247V92H246ZM143 92H144V94H143ZM139 93H140V94H139ZM141 93H142V94H141ZM164 93H166V92H164ZM169 93H170V91L167 92V94H169ZM190 93H191L192 97H193V96H194V97H198V98L196 99V101H195V99H194L193 101L191 100L192 97L189 96ZM231 93H230V94H231ZM242 93H244V94H242ZM254 93H255V94H254ZM130 94H132V96L129 97ZM137 94H139V95H137ZM148 94H147V95H148ZM233 94H234V95H233ZM237 94H239V96H237ZM142 95H143V96H142ZM153 95H155V93H154ZM164 95H165V94H164ZM139 96L141 97V100H140V97H139ZM145 96H146V95H145ZM148 96H149V95H148ZM148 96H146V97H147V100H148V98L150 97V96H149V97H148ZM235 96H236V97H235ZM262 96H263V97H262ZM127 97H129V99H130V98L132 99V101H131V99H130V102H129L130 104H128V103L126 102V99H125V98H127ZM164 97H165V96H164ZM190 97H191V99H190ZM205 97H206V96H205ZM216 97H217V98H216ZM219 97H221L220 99H223V100L218 101V100H219ZM261 97H262V98H261ZM123 98H121V99H123ZM133 98H134V99H133ZM138 98H139V99H138ZM166 98H167V96H166ZM199 98H200V99H199ZM203 98L206 100L207 103L209 102V100H211L210 103H212L211 105L214 104V106H215L216 103L220 102V103H218L217 106L220 107L219 109H221V110H220L221 112L218 113V110H219V109L216 110L218 107L215 109V108L212 106L215 110H214L212 107H211L212 110H210V111H207V110L204 108L205 111H206V113L209 112V113H207L208 115H207L205 112L202 113V110H204V109H201L202 106H199V104H200V105H201V104H204L203 102H205V101L203 100ZM214 98H216V99H215V100H216V103H215V100H213L214 103H213V101H212V99H214ZM129 99L127 98L128 101H129ZM137 99H138L139 101H137ZM150 99H151V98H149V100H150ZM167 99H168V98H167ZM167 99L164 98V101H163L164 103L167 101L166 104H164L163 102H160V104H158V103H159V100L157 101V99H155L156 102H157V104H155L156 102H155L154 98H153V100L151 101L152 104H151V102H149V100H148V102H149V103H148V107H150V105H152L153 108H152V107H150V108H152V110L154 109V111H156L157 109L155 110V107H158L159 105L161 106V104H163L164 106H163V105H162V106L165 107V106L167 105V103H168V104H171L172 107H171L170 105H167V106H170L171 108H173V105H174V104H173L172 102L170 103L171 100L168 99V100H169V101H168ZM258 99H259V100H258ZM133 100H135L136 102L134 101V102H135V103H134ZM161 100H162V98L160 99V101H161ZM189 100H191V101H189ZM234 100H235V101H234ZM246 100H247V101H246ZM180 101H179V102H180ZM188 101H189V102H188ZM217 101H218V102H217ZM223 101H224V102H223ZM231 101H232V102H231ZM124 102H125V103H124ZM131 102H132V104H131ZM146 102H147V101H146ZM181 102L179 103V105H181V106L187 105V104H185V103L183 104V103H181ZM206 102H205L204 106L207 105ZM234 102H235V103H234ZM252 102H253V104H252ZM153 103H154V104H153ZM174 103H175V102H174ZM238 103H239V104H238ZM123 104H124V106L127 104V105L125 106L126 109H127L126 111H125V110H124V111L122 110V107H123V109L125 108L124 106H122ZM177 104H178V102L176 103V105H177ZM182 104H183V105H182ZM194 104H195L196 106H198V108L201 107V108H199L200 111L197 110V107L194 106ZM130 105H131V106H130ZM154 105H155V106H154ZM179 105L177 106L178 108H180ZM208 105H209V107H210V104H208ZM208 105H207V106H208ZM239 105H240V106H239ZM58 106H59V105H58ZM82 106H83V105H82ZM82 106H81V107H82ZM111 106H112V105H111ZM134 106H136V104H135ZM204 106H203V107H204ZM207 106H205V107L207 108ZM81 107H79V109H81ZM83 107H85V106H83ZM99 107L101 108V105H100ZM103 107H104V106H103ZM112 107H113V109H115L114 106H112ZM148 107H147L148 112H149V113L153 112V111H152L150 108H148ZM177 107L175 106V108H177ZM186 107H188V105H187ZM194 107H195V108H194ZM261 107H262V108H261ZM61 108H62V106H61ZM88 108H91V107H88ZM88 108L86 107L85 110H83L84 108H82L80 111H81V112L84 111L85 113H86V112L88 113ZM105 108H106V107H104L103 109H105ZM158 108H162V107H158ZM189 108H190V107H189ZM189 108H188V109H189ZM211 108H207V109H211ZM116 109H115V110H116ZM149 109H150V111H149ZM223 109H224V110H223ZM259 109H260V112H261L262 114L259 112ZM261 109H262V110H261ZM86 110H87V111H86ZM89 110H91V109H89ZM147 110H146V112H147ZM172 110H173V111H172ZM179 110H180V109H179ZM179 110L171 109L172 113H174V114H175V112H178V113L180 114ZM183 110H184V109H183ZM183 110H182V112H183ZM222 110H223V111H222ZM174 111H175V112H174ZM187 111H188V110H187ZM197 111H198V112H197ZM227 111H228V112H227ZM143 112L145 113V111H143ZM182 112H181V113H182ZM184 112H185V111H184ZM199 112H201V113H199ZM222 112H223V114H222ZM238 112H239V113H238ZM178 113H176V115H178ZM216 113H218V115H217ZM227 113H229V115H228ZM234 113H235V114H234ZM124 114H119V118H118L117 120H120V118H122ZM167 114L172 115L171 113L167 112V113L164 114V116H163L164 118H162V117L160 118V119H163V122H164V123L167 121V120H165V119H168V118L170 119V117H166ZM186 114H185V115H186ZM195 114H196V115H195ZM198 114H199V115H198ZM205 114H206V115H205ZM233 114H234V115H233ZM121 115H122V117H121ZM145 115H146V113H145ZM145 115H144L143 117H140L141 119L139 118V122H138V120L136 121V124H135V125H137V126L134 125V127H133L134 136H133V132H131L132 135L128 136L129 138H130L131 136L134 137L135 139L138 138L137 140H134V138H132L134 141L132 140L133 142H130V140L128 141V139H127V137H126V140H127L128 142H125V141H126L125 138H124L125 141H122V142H124L123 144L126 143V145H125L124 147H123V146L121 147V145H120V147H117V149L115 148L116 146L114 147V144H112L113 147H112L111 145H107V146L104 145L103 147H99V146H97V148H99V149H97V150L94 149L95 152L93 153L95 159L97 160L96 165H94V166H90V164H89V166H88V164H87V165L85 164V165H84L85 167H83V166H82V167L85 168V169L87 170V172L90 171V170H93V169H92L93 167H94V169H95L97 166H100V165L102 164V160H103V158H104L105 156H108V154H109L110 152H113V156H114L115 159L113 158V161L110 163V166H109V167H107L108 165L106 166V167H107V168H106L107 172L110 171V173H111L112 170H113V168H114V170H116V169L118 168L117 166H119V164H120V160H123V158H124V154H126V152H129V153L132 154L135 150L138 151V152H141V151H142V153H144V156H146V157H147V156L150 157L149 155L152 154V153L154 154L156 151H153V149L148 150V149H147L148 146L146 147L145 145L148 144L149 141L146 143L145 140H147V139L150 140L149 138H151V136H149V135L146 136V135L149 133V131L147 132V130H148V128H149V127H148L149 125L147 126L148 122H150L149 124H151V125H152V124L155 125V124L158 123V120L156 119V120H157V121H156V120L154 119V120L156 121V122H155V121L151 118L152 115L149 114V116H151V117H149V116H146V117H145ZM176 115H175V117H173V116H172V117H173V119L176 118V120L178 121V118H179V117H176ZM185 115H182L183 118L185 117ZM187 115H186V116H187ZM197 115H198V116H197ZM200 115H201L202 117H204V118H203V121H204V122L202 121V117H201ZM115 116L118 117V115H115ZM161 116H162V115H161ZM167 116H168V115H167ZM178 116H179V115H178ZM182 116L180 115V117H182ZM215 116H216V117H215ZM2 117H4V116H2ZM2 117H1V118H2ZM144 117H145V118H144ZM198 117H199V119H198ZM200 117H201V118H200ZM210 117H211V118H210ZM226 117H228V118L226 119ZM1 118H0V122H1ZM6 118H7V117H6ZM8 118H9V117H8ZM32 118H33V117H32ZM34 118H35V117H34ZM115 118H116V117H115ZM148 118H149V119H148ZM150 118H151V119H150ZM235 118H236V119H235ZM2 119H3V118H2ZM30 119H31V118H30ZM58 119H59V117H57L56 121H57ZM111 119H112V118H111ZM169 119H168V122L170 123ZM171 119H172V118H171ZM171 119H170V120H171ZM173 119H172V120H173ZM179 119H180V118H179ZM200 119H201V120H200ZM34 120H35V119H34ZM105 120H106V119H105ZM114 120H115V119H114ZM164 120H165V121H164ZM182 120H184V119H182ZM205 120L208 122L209 125L207 124V122H206ZM208 120H209V121H208ZM3 121L7 123V119H5V118H4ZM3 121H2L1 123H3ZM35 121H36V120H35ZM35 121H33V119L31 120V122H34V124H35ZM58 121H59V120H58ZM111 121H112V120H111ZM115 121H116V120H115ZM146 121H147V123H146ZM160 121H162V120H160ZM179 121H180V120H179ZM243 121H244V122H243ZM246 121H247V122H246ZM250 121H251V122H250ZM9 122H10V121H9ZM27 122H28V123H27ZM31 122H30V120H27V119H26V124H28V125H32L33 123H31ZM113 122H114V121H113ZM226 122H227L228 124H227ZM257 122H258V123H257ZM99 123H100V122H99ZM160 123H162V122H160ZM211 123H212V124H211ZM34 124H33V125H34ZM82 124H83V123H82ZM166 124L168 125L167 122H166ZM166 124H165V126H164V124H162V125H163L164 127H166ZM215 124H216V126H215ZM229 124H230V125H229ZM247 124H248V125H247ZM259 124H260V126H259ZM94 125L97 126L96 123H95ZM99 125L102 126L101 123H100ZM154 125H153V126H154ZM158 125H159V123H158ZM158 125H157V126H158ZM182 125H183V124H182ZM184 125H186V124L184 123ZM193 125L190 124L189 126H190V127H191V126L193 127ZM256 125L258 126V128H257ZM2 126H6V125H4V123H3ZM90 126L93 127V124L90 125ZM146 126H147V129H145ZM159 126H160V125H159ZM24 127H25V126H24ZM135 127L137 128V130L135 129ZM186 127H187V126H186ZM200 127H205V129H204V128H200ZM216 127H218V128H216ZM95 128H96V127H95ZM95 128H94V129H95ZM98 128H100V127H98ZM167 128H168L167 132H168V135H169V136L172 135V134H174V133H175L176 135H177V133H179L178 131H176V129L170 128L169 125L167 126ZM23 129H26V127L23 128ZM27 129H28V133H26L27 130L23 131L25 134H28V135L30 134V136H33V135L36 134V132H35L34 134L32 133V130H31V129H33V128H32L31 126H30V128L27 127ZM29 129L31 130V132H29V131H30ZM49 129H50V128L45 129V131H47L45 134H44L45 131H42L43 133H42V134L39 133V134L42 135V136H45V135H47V133H50V132H48ZM139 129H142V131L145 129V130H146L145 133L147 132V134L141 133V132H140L141 130H139ZM149 129H150V128H149ZM151 129H153V128H151ZM151 129H150V130H151ZM154 129L156 130V125H155ZM189 129H190V128H189ZM213 129H214V130H213ZM259 129H260V130H259ZM50 130H51V129H50ZM52 130H55V128H53ZM71 130H72V129H71ZM71 130H70V131H71ZM73 130H74V129H73ZM169 130H171V132H170ZM172 130H173V131H172ZM174 130H175V131H174ZM177 130H178V129H177ZM201 130H202V131H201ZM207 130H208V131H207ZM209 130H210V131H209ZM212 130H213V131H212ZM70 131H69V132H70ZM74 131L77 132L76 135H77L78 133L80 134V132H78V131H80V130H78V131L74 130ZM100 131H101V130H100ZM103 131H104V130H103ZM106 131H107L108 133L103 132V133H101V135H100V134L98 135V133H99V132H98V133L95 135V137L93 136V137H94L93 139H95L96 136H97V138L95 139L96 142H97V139H99V140L101 141L102 138H100V137H103V138L106 139L105 136H107V139H106V140H108L109 137L112 138L113 136H112L111 134H109V130H106ZM135 131H136L137 134L135 133ZM138 131H139V132H138ZM151 131H152V130H151ZM151 131H150V132H151ZM33 132H34V131H33ZM67 132H68V131H67ZM67 132H66V133H67ZM75 132H72V133H71L72 135L69 133L70 136H74ZM153 132H154V131H153ZM153 132H151V134H152ZM176 132H177V133H176ZM180 132H181V130H180ZM246 132H247V133H246ZM31 133H32L33 135H32ZM52 133H54V131H53V132L51 131V134H50L49 136H51ZM64 133H65V132H64ZM64 133H62V134L65 135L66 133H65V134H64ZM140 133H141V134H140ZM192 133H193V134H192ZM59 134H61V133H58V135H59ZM69 134H67V135H69ZM103 134H104V135H103ZM135 134H136V135H135ZM138 134H140V135H138ZM143 134H144V135H143ZM206 134H207V135H206ZM225 134H226V135H225ZM232 134H233V135H232ZM36 135L38 136V133H37ZM56 135H57V134H56ZM63 135H62V137H61V135H60L61 139H62V138H66V139H68V138L71 139V138H72V140H73L75 143H76V141H77L78 139H79V142L81 143V142L84 140V138H85V137H84V138L81 139V141H80V138H78L79 135H78V136H75V137L77 138L76 140H74L75 138L73 139V137H68V136H67L68 138L65 137V136L63 137ZM108 135H109V137H108ZM152 135H154V133H153ZM168 135H167V136H168ZM216 135H217V136H216ZM218 135H219L220 137H219ZM251 135H252V136H251ZM98 136H99V137H98ZM111 136H112V137H111ZM135 136H136V137H135ZM33 137H34V136H33ZM86 137L88 138V136H86ZM140 137H142V138H140ZM144 137H146V139H144ZM183 137H185V138H183ZM193 137H192V138H193ZM229 137H230V138H229ZM249 137H250V138H249ZM253 137H254V138H253ZM87 138H85L84 141H86ZM89 138H92V137L89 136ZM187 138H188V139H187ZM198 138H199V139H198ZM206 138H207V139H206ZM228 138H229V139H228ZM233 138H234V139H233ZM248 138H249V139H248ZM252 138H253V139H252ZM61 139H60V140H61ZM93 139H92V140H93ZM130 139H131V138H130ZM139 139H140V140L142 139L143 141H142V140L140 141ZM182 139L180 138V140H182ZM64 140H65V139H64ZM99 140H98V141H99ZM102 140H103V139H102ZM106 140H104L103 142H106ZM241 140H242V141H241ZM61 141H63V140H61ZM70 141H71V140H70ZM84 141H83V143H81V145L83 144V149L85 148L84 150H86V147H87V146L84 145V143H85ZM100 141L97 142V144H99ZM110 141H111V140H110ZM136 141H137V143H140V144H139V145H137V144H136V145H135V144H132V143H135ZM186 141H187V142H186ZM188 141H189V142H188ZM225 141H226V142H225ZM230 141H231V142H230ZM246 141H247V143H246ZM63 142H65V141H63ZM101 142H102V141H101ZM143 142H145L146 144L144 143V144H145V145H144ZM184 142H185V145H184ZM248 142H249V143H248ZM61 143H62V142H61ZM67 143H69V141L66 140V143H65V144H67ZM107 143H109V140H108ZM107 143H106V144H107ZM200 143H197V144H200ZM228 143H229V144H228ZM110 144H111V143H110ZM186 144L188 145V147H184V146H186ZM235 144H232L231 146H234V148H237V147L240 148V147H241V146L239 147V145L236 146ZM239 144H241V143H239ZM60 145H61V144H60ZM173 145H176V146H177V144H174V142H173ZM182 145H183V146H182ZM246 145H247V146H246ZM248 145H249V146H248ZM62 146H65V145H61V147H62ZM77 146L79 147V150H80V149L82 150V148L79 146V144H78ZM109 146H111V147H109ZM194 146H195L196 148H195ZM224 146H223V147H224ZM37 147H38L37 145H36L35 147H33V149H35V152L33 151L34 154L31 155L30 158H32L31 160H33V159H34V160L32 161L33 163H30V164H29L28 168H30V169H31V168L38 169V172H41L42 170H43V171H47V170L49 169L50 164H51V159H53L52 156H50V153H51V152H49V154H48V153H47V154L44 153V154L41 155V154H39V152L37 151V150L39 149V147H38V148H37ZM57 147H58V146H57ZM61 147H59V148H61ZM131 147L135 148V150H134L133 148H131ZM137 147H138V148H137ZM140 147H141V148H140ZM245 147H244V148H245ZM248 147H249V148H248ZM59 148H56V149H59ZM63 148H64V147H63ZM103 148H104V150L107 148V149H106L107 152H106V150L104 151ZM110 148H111V149H110ZM112 148H113V149H112ZM120 148H122V149H120ZM199 148H200V149H199ZM234 148L231 147V151H232ZM74 149H75V148H74ZM77 149H78V148H77ZM125 149H126V150H125ZM127 149H129V150H127ZM130 149H131V150H130ZM184 149H185V150H184ZM190 149H192V150H190ZM222 149H223V148H222ZM227 149H230V148L227 147ZM241 149H243V148H241ZM79 150H76V149H75L74 151L72 150V153H75V152H76V155H79V154H80V153H78ZM132 150H133V151H132ZM140 150H141V151H140ZM146 150H147V152H144V151H146ZM214 150H215V151H214ZM238 150H239V149H238ZM251 150H250V151H251ZM86 151H87V150H86ZM130 151H131V152H130ZM148 151H149V152H148ZM150 151H152V152H150ZM174 151H175V150H174ZM184 151H185V152H184ZM191 151H192V152H191ZM193 151H194V152H193ZM199 151H201L202 153L199 152ZM80 152L83 153V152H85V151L82 150V151H80ZM96 152H97V153H96ZM115 152H116V153H115ZM157 152H158V154L156 153V155H157L156 157H157L158 160H159V158H160V156H159L160 154H159V153L161 152V149H158ZM187 152H188V153H187ZM190 152H191V153H190ZM122 153H123V154H122ZM149 153H150V154H149ZM181 153H182V154H181ZM189 153H190V156H189ZM212 153L214 154V156H212V155H213ZM120 154H121V155H120ZM127 154H128V153H127ZM173 154H174V153H173ZM173 154H172V155H173ZM193 154H194V155H193ZM200 154H201V157L198 156V155H200ZM51 155H54V154H51ZM74 155H75V154H74ZM76 155L73 156V158H72V154H71V156H68V155H67L64 159L67 160V162H68V160H69L68 164H66V162H65V163H64V162H60V163L58 164L57 168H56L57 170H55V172L52 174L53 176L50 175V176H51V177L49 178V179H50V182H51L52 184H54V187H55V185H56L55 188L57 189V191H56V189L52 190V194H53L55 191L58 193V194L54 193V195H56V196H55V197L53 196V198H54L56 201L59 199V197H62V195H61V193H60V192H61L60 190H61L62 188L64 189V188L68 185L67 183L70 184V183L72 182L71 179H70V177H72V176L75 177L74 174H78V173L80 174L81 171L84 172V170H85V169L83 170V168H82V170H81V168H80V172H78V171H76V170H74V169L72 170L73 167H71V166H72L71 163L74 162V158L76 157ZM128 155H129V154H128ZM191 155H192V156H191ZM205 155H206V157H205ZM217 155H218V154H217ZM211 156H212V157H211ZM53 157H54V156H53ZM98 157H99V158H98ZM101 157H103V158H101ZM156 157H155V158H156ZM188 157H190V158H188ZM203 157H204V158H203ZM263 157H264V156H263ZM66 158H67V159H66ZM70 158H71V159H70ZM157 158H156V159H157ZM186 158H184V159H182V160H186ZM4 160H5V159H3V160L0 161V173H3V171L6 172V174H5V172L3 173V175L1 174V175H2L3 177H5V178H4V179H3V178L0 179V180H1V181H0V184H1V185H0V193H2V194H0V197L5 196V193L8 192L9 190H11V188H12V189L14 188V191H18V190L20 189L19 191H21V192H25L26 187L29 186L28 182H31V180H32V179H31L30 181H28L29 179L27 180V178H29V177L32 178V175H30V174H31V171H30V173H29V171L27 172V175H26L27 178H26V177L23 178L22 176H23L24 172H23V174H22V172L20 171V173L18 172L20 175H19L18 173H17V175L15 174V175H16V179H15V177H12V175L15 176L14 174H12V175H10V176L8 175V174H9V171H8V170H9V168H10V165H12V164H10L9 167H8L7 165H8L9 163H11V162H6L7 160H5V161H4ZM53 160H54V159H53ZM72 160H73V161H72ZM115 160H117V162H116ZM171 160H172V159H171ZM34 161H35V162H34ZM63 161H64V160H63ZM52 162H53V161H52ZM98 162H99V163H98ZM69 163H70V164H69ZM118 163H119V164H118ZM186 163H187V162H186ZM186 163H185V164L183 163L184 166L187 165ZM164 164H167V163H164ZM21 165L24 166V164H21ZM62 165H63V167H62ZM102 165H103V164H102ZM116 165H117V166H116ZM161 165H162V164H158V163H157V164H155V165L153 166V168H152L151 170H148V171H150L149 173H147L148 171H145L147 174L144 173V176L141 177V178H142L141 181H138V182L136 183L137 186H138V189H139L138 191H140V193H141V192L143 193V191H146V192H144L143 194L141 193L140 196H141V197L143 196L142 198H141V197H138V196H139V194H138L139 192H138V193L136 192V194H134L133 197H135V195H138V196H136V198L139 199V202H138L139 204L135 201V202L137 203V207H135L136 205L134 206V203H135V202H134V199H133V201H131L133 204L130 202V203L134 206L133 209L136 208L135 211L138 210V212H139V211L142 212L141 210H144V209H147V208H148V209L146 210V213H147V211H148L149 209H151L152 207L155 206V204H157V201H160V199L158 200V197H161L159 193H161L162 190L160 191V189H162V187L159 188L158 186H161V185H162L160 182H161L162 180H164L165 177H166V176H165L166 174L164 175V179H163V177H162L163 174H164V172H165V166H164V165L161 166ZM181 165H182V164H180V165H179V164L176 165V166L179 167V168H178V167H176V168H178L179 170H182V172H183V169H184L185 167H183V165H182V166H181ZM70 167H71V169H70ZM115 167H116V169H115ZM126 167H127V166H126ZM180 167H183V169H180ZM263 167H264V165H263ZM7 168H8V169H7ZM90 168H91V169H90ZM108 168H110V170H108ZM176 168H175V169H176ZM22 169H24V168H22ZM30 169H29V170H30ZM158 169H159V170H158ZM178 169H176V170L173 169V171H172V170H171V171L173 172V174H175V171L177 172ZM186 169H187V167L185 168V170H186ZM31 170H33V169H31ZM40 170H41V171H40ZM86 170H85V171H86ZM114 170H113V171H114ZM155 170H156V171H155ZM179 170H178V172L180 173ZM1 171H2V172H1ZM7 171H8V173H7ZM33 171H34V170H33ZM43 171H42V172H43ZM73 171H75L76 173H75V172L73 173ZM94 171H95V170H93V172H94ZM104 171H105V168H104L102 171H98L99 173L102 172V174H100V175H98V172L95 171L94 174H93V175H95V176H93V177H98V176H99L100 178L105 177V172H104ZM70 172H72V173L70 174ZM103 172H104V174H103ZM178 172H177V173H178ZM184 172H185V171H184ZM184 172H183V173H184ZM25 173H26V172H25ZM32 173H33V172H32ZM34 173H36V170L34 171ZM85 173H86V172H85ZM113 173H114V172H113ZM179 173H178V175H179ZM183 173H182V174H183ZM66 174H67V175H66ZM79 174H78V175H79ZM159 174H160V175H159ZM180 174H181V173H180ZM223 174H224V173H222V175H223ZM226 174H227V173L225 172V175H226ZM228 174H230V173L228 172ZM228 174H227L225 177H227V176L229 177ZM1 175H0V176H1ZM4 175H6V176H4ZM18 175H19V176H18ZM21 175H22V176H21ZM97 175H98V176H97ZM111 175H112V174H111ZM111 175H110V176H111ZM117 175H118V176H117ZM117 175L113 174V175L111 176L112 180H111L110 182H112V184L110 185V188H109V191H110L111 193H112L113 191L110 190V189H113V188L115 189V188H117V187H118V184H119V187L121 186L122 179L120 178V175H119V174H117ZM134 175L137 176V173H134ZM161 175H162V176H161ZM231 175H232V174H230V176H231ZM246 175H247V174H245V173H244V174H237V175L235 176L234 179L230 180V183H232V185H233V184H235L237 181L243 179ZM24 176H25V175H24ZM28 176H29V177H28ZM19 177L22 178V180H21ZM57 177H58V178H57ZM64 177H65V178H64ZM115 177H118V178L115 179ZM158 177H159V178L161 177V180H160ZM225 177H221V176H220V178H225ZM240 177H241V178H240ZM56 178H57V179H56ZM152 178H153V179H152ZM155 178H156V179H155ZM157 178H158V179H157ZM5 179H6V180H5ZM18 179H19V180H18ZM65 179H66V180H65ZM114 179H115V181L117 180L118 183L115 182V183H116V184H115V183H114ZM120 179H121V180H120ZM148 179H149V180H148ZM225 179H226V178H225ZM13 180H14V182H13ZM16 180H17V181H16ZM23 180H27V181H28L27 184H26V182L24 181L25 184H26V187H25L24 182L21 183ZM33 180H34V179H33ZM95 180H96V179H94L93 181H95ZM97 180H98V179H97ZM118 180H119V181H118ZM144 180H145V181H144ZM155 180H156V181H155ZM19 181H21V182H19ZM70 181H71V182H70ZM93 181H92V183H93ZM15 182H16V183H15ZM42 182H43V184L40 183V186H39V187H40V190H41V189L44 190L43 188H45V187H48V188L50 189V186H48L47 182H45L44 180H43ZM48 182H49V180H48ZM162 182H163V181H162ZM12 183H13V184H12ZM14 183H15V185H14ZM19 183H20V184H19ZM81 183L84 184V182H81ZM92 183H91V185H92ZM158 183H160L161 185H158ZM16 184L18 185V188H16ZM122 184H123V183H122ZM156 184H157L156 187H157L158 189L155 188V185H156ZM219 184H220V183H219ZM8 185H9V186H8ZM11 185H13L14 187H13V186L11 187ZM19 185H20V187H19ZM22 185H24V186H22ZM27 185H28V186H27ZM38 185H39V184L37 183L36 186H38ZM46 185H47V186H46ZM49 185H50V184H49ZM57 185H58V188H57ZM152 185H153V186H152ZM36 186H35V188H36V190L38 191V187H36ZM41 186H42V187H41ZM59 186H60V187H59ZM63 186H64V187H63ZM144 186H145L146 188H145ZM150 186H151V187H150ZM2 187H3V188H2ZM9 187H10V188H9ZM33 187H34V186H33ZM51 187H52V185H51ZM61 187H62V188H61ZM119 187H118L117 189H119ZM143 187H144V188H143ZM147 187H148V189H151V191H150V190L147 191V190H148ZM218 187H219L218 184L215 185V186H213V187L211 186L210 188H208V190H207L206 193H207L208 195H211V196H212V195L215 193V191L218 189ZM23 188H25L24 191H23ZM1 189H2L3 191H2ZM21 189H22V190H21ZM114 189H113V190H114ZM120 189H121V187H120ZM120 189H119V190H114V192L117 193V191H118L119 195L121 194L122 197H123V195H125V193H123V192H124V191L127 192V191H126V190L123 191V190H120ZM45 190H46V189H45ZM45 190H44V191H45ZM141 190H142V191H141ZM156 190H157V191H156ZM19 191H18V193H19ZM26 191H27V190H26ZM32 191H34L33 193L37 195V193H36L37 191H35V190H32ZM53 191H54V192H53ZM155 191L158 192V193H156ZM193 191H194V190H193ZM28 192L31 193V191H28ZM42 192H43V191H42ZM42 192H41V193H42ZM114 192H113V193H114ZM111 193H110V194H111ZM118 193H117V194H111V195H113L112 198H110L109 201L107 200V201L109 202V204H108L107 201H105V204L107 205V207H108V205H109V207H111V206L113 205V206H112L113 208L116 206V210L118 209V210H117V213H119V215H120V214L123 212L122 214L124 215V212L128 213L129 211L132 210V209H130V208H129L130 210H127L128 207L125 208L127 205H130V206H131L130 203H128L127 205L125 204V203L127 202V200H128V201H130V200H129L128 196H127L128 199H126V197H123V199H124V198L126 199V200H125L126 202H125V201H122V203L120 202V204H119V203L117 202V200H116V198L119 197V196H118ZM122 193H123V194H122ZM128 193H129V192H128ZM128 193H127V194H128ZM154 193L157 194V197H156V194L154 195ZM190 193H191V191H190ZM19 194H20V193H19ZM38 194H39V193H38ZM1 195H2V196H1ZM31 195H33V194H31ZM59 195H60V196H59ZM115 195H116V196H115ZM27 196H28V194H27ZM33 196H34V197L31 196V198H30V197H29V198H30V199L33 198L32 200H34L35 198L39 197V196L36 197L35 195H33ZM129 196H130V195H129ZM200 196H201L200 193H196V192L194 193V192H192L191 195H190V194H189V195H186V196L184 197V199H182L181 203H176V204L174 203V204L177 205V207H178L179 209H180L182 206H187L186 209H188V211H190V210L193 208L192 205L196 203V201L198 200V198H199ZM85 197H87V199L85 200V201L87 202L88 199H90V198H89L88 195L85 196ZM85 197H82V201H84L83 198L85 199ZM113 197L115 198L116 203H118L117 205L115 204V201H113V200H114ZM120 197H121V196H120ZM120 197H119V198H120ZM131 197H132V195L130 196V199L133 198V197H132V198H131ZM152 197H153V198H152ZM25 198H26V197H25ZM154 198H156V199H154ZM40 199H42V198L40 197ZM78 199H79V198H78ZM91 199H92V198H91ZM91 199H90V200H91ZM138 199H137V200H138ZM151 199H152V200H151ZM27 200H28V199H27ZM32 200H29V201H32ZM80 200H81V199H80ZM93 200H94V199H93ZM120 200H121V199H120ZM120 200H118V201H120ZM141 200H142V201H141ZM163 200H164V199H163ZM166 200H167V199H166ZM40 201H41V200H40ZM260 201H261V200H260ZM263 201H264V199H262V201H261V203H260V205L262 204L261 206H263V204H264V203H262ZM89 202H90V201H89ZM106 202H107V203H106ZM142 202H143V204H142ZM150 202H152V203H150ZM161 202H162V200L160 201V204H161ZM163 202H164V201H163ZM163 202H162V203H163ZM17 203L20 205V202H19V201H18ZM110 203H112V204H110ZM136 203H135V204H136ZM144 203H145V206H144ZM148 203H149V204H148ZM164 203H165V202H164ZM18 204H17V205H18ZM86 204H88V203H86ZM103 204H104V203H103ZM114 204H115V206H114ZM140 204H141V205H140ZM174 204H173V205H174ZM123 205H124V206H123ZM146 205H147V206H146ZM157 205H158V204H157ZM170 205H171V204H162V207H160V209L158 210L159 212L157 211L156 216H158L157 214H159V215H163L165 211H168V208H170L171 206H173V205H171V206H170ZM249 205H251V204H249ZM260 205H259V206H260ZM122 206H123V207H122ZM130 206H129V207H130ZM139 206H140V208H139ZM143 206H144V207H143ZM159 206H160V205H158V207H159ZM191 206H192V207H191ZM107 207H106V208H107ZM109 207H108V209H109ZM156 207H157V206H156ZM158 207H157V208H158ZM123 208H125V210H127V211H125ZM131 208H132V206H131ZM138 208H139V209H138ZM154 209H156V208H154ZM154 209H153V210H154ZM144 211H145V210H144ZM144 211H143V212H144ZM160 211H161V212H160ZM163 211H164V212H163ZM131 212H132L131 214L128 213L129 216H128V215H125L124 217H122V219H124L126 216H128V219L126 220V218H127V217H126V218H125L126 221H124V222H126V223H124V222H123L124 224H122V223L120 224V223H119V224L121 225V227H126V228L128 227V230H129V227H130V229L133 228V227H132V220H134V218H135V217L133 218V216H132V218H131L130 215H133V212H134V211H131ZM140 212H139V214H140ZM144 213H145V212H144ZM161 213H162V214H161ZM137 214H138V213H137ZM141 214H142V213H141ZM46 215H47V216H46ZM46 215H44V217L46 216L47 218H49V217L52 216L49 212L46 213ZM108 215H109L108 213L105 214L106 217H107ZM134 215H136V214H134ZM48 216H49V217H48ZM44 217L42 216V217H37V218L41 220V219H43ZM46 217H45V218H46ZM106 217H105V218L103 217V218L105 219L104 222H105L106 224H104L103 221L101 220L102 217L99 218V219H98V218H97V219L94 218L95 220H97L96 223H100L102 226L106 225V227H105V226L102 227V226L99 225V224H98V225L96 224L97 226L95 227V223H94L93 225H91L92 222H91V224H88L89 226H90V225L92 226V227L90 226V228L93 229V232H97L95 236L99 238V239L97 238V240H99V241L96 242V243H97L96 246H98V248H102V249H100V250H103L104 247H102V246L108 244V242H109V244H110V242H111L110 245L108 244V246L111 247V245H113L112 243H114V242H112V241H114V238H115V236H116V234L114 233L116 227H115V228L113 227V225H115V224H110V223H116L115 221H116L117 219L114 218V220H111V219L109 218V220H108V217H110V216H108L107 218H106ZM45 218H44L43 220H45ZM129 218H131V219H130L131 221H129ZM77 219H78V218H77ZM80 219H81V217L79 218V222H81ZM120 219H121V218H120ZM36 220H37V219H36ZM54 220H56V219H54ZM99 220H101V221L98 222ZM106 220H107V221H110V220H111L110 223L108 222L110 225L107 223ZM38 221H39V220H38ZM41 221H42V220H41ZM45 221H46V220H45ZM76 221H77V220H76ZM92 221L95 222L93 219H92ZM18 222H19V220H18ZM47 222H48V221H47ZM127 222H128V223H127ZM16 223H17V221H16ZM42 223H46V222H42ZM58 223H61V224L59 225L60 227L57 226ZM77 223H78V222H77ZM77 223H75V224H77ZM102 223H103V224H102ZM55 224H57V225L55 226ZM75 224H73V225H75ZM119 224H118V225H119ZM46 225H47V224H46ZM52 225H53V224H52ZM52 225H48L47 229H48L49 231H48L46 228H44L45 232H43L42 237H39L40 239H39V240L37 239V240H36V244H34V246H33V249L35 248L36 250H32V251H31V254L29 253L30 255H29L28 259H26V260H24L23 262H21V264H37V263L35 262V259H36V257H39V255H37L36 252L41 251V250H43V251H41L42 254H40L41 252H38V253L40 254V256H41V255L44 256V255H45V252H46V256H47L48 259H49L48 261H53V259H52L50 256H51L52 254H54V253H53V251H54L53 249H54L55 247H56V248L58 247V249H59L60 246H59L57 243H55V242H58L60 238L57 237L58 239H57V240H56V239L54 240V243H55L57 246H55L54 248H52V246H53V245H52L53 242H52V244L50 243V241H51V239H52L51 237H55V236L52 235V234H55V233H54L55 231H60V230L63 228L64 224L62 225V222H59V221H58L57 223H54L53 226H52ZM78 225H79V224H78ZM111 225H112V226H111ZM116 225H117V224H116ZM120 225H119V226H120ZM122 225H123V226H122ZM98 226H99L100 229H102V230H99V227H98ZM49 227H50V228H49ZM61 227H62V228H61ZM65 227L67 228V231H68V230L70 231V229L68 228V226L65 225L64 228H65ZM107 227H109V228H107ZM51 228H52V229H51ZM57 228H59V229H57ZM64 228H63V229H64ZM90 228H89V230L92 231V229H90ZM95 228H96V229H95ZM117 228H118V226H117ZM119 228H120V227H119ZM94 229H95V230H94ZM72 230H73V229L71 228V231H72ZM97 230H98V231H97ZM105 230H106V231H105ZM63 231L65 232V229L62 230V231H60V233L63 232ZM67 231H66V232H67ZM263 231H264V230H263ZM263 231H262V232H263ZM48 232H49V236H46V235H48ZM66 232H65V233H66ZM237 232H238V231H237ZM237 232H236V233H237ZM44 233H45L46 235H45ZM60 233H58L59 236H60ZM65 233H64V235H65L64 237H63V236H60V237H61V239H60L61 241H62L63 238H66V237H67L66 235H68V234H65ZM236 233H235V234H236ZM238 233H239V232H238ZM238 233H237V235L240 236V233H242V232H240L239 234H238ZM263 233H264V232H263ZM56 234H57V232H56ZM242 234H243V233H242ZM242 234H241V235H242ZM61 235H62V233H61ZM98 235H101V236H98ZM43 236H44V238H43ZM45 236H46V237H45ZM56 236H57V235H56ZM108 236H109V237H108ZM62 237H63V238H62ZM112 237H113V238H112ZM41 238H43V239H41ZM55 238H56V237H55ZM49 239H50V240H49ZM53 239H54V238H53ZM64 240H65V239H63V242H64ZM104 240H105V241H104ZM38 241H39V242H38ZM44 241H45V242H44ZM48 241H49V242H48ZM233 241H237V239H235V240H233ZM239 241H240V240H239ZM63 242H59V244H60V243H63ZM65 242H66V240H65ZM65 242H64V243H65ZM100 242H101V244H100ZM105 242H107V243H105ZM237 242H238V241H237ZM237 242H236V243H237ZM240 242H241V241H240ZM240 242L237 243V244H233L232 247L234 248V246L238 245V246L235 247V249H236L237 247H241V246H242V248H243L242 250H249V248L246 249V248L249 246L248 243H247L246 241H244L245 243H244V242H241V244L243 243L242 245L240 244ZM39 244H40L41 247H39ZM43 244H44V245H43ZM239 244H240V245H239ZM244 244H246V246H247V245H248V246L245 247ZM45 245H47V246H45ZM63 245H64V244H62L61 246H63ZM65 245H66V243H65ZM65 245L63 246V248H65ZM100 245H101V246H100ZM243 245H244L245 249H244ZM83 246H84V245H83ZM99 246H100V247H99ZM108 246L106 245L105 248H109ZM262 246H263V245H262ZM262 246H261V247H262ZM5 247H7V248H5ZM5 247H4V250H7V253H8V254H12V252H13V246H12V245H6ZM86 247H87V246H86ZM261 247H259L258 249H255L254 251L252 250V251H253V252H256V250H258V251L260 252V250H261V253H259L258 256H262V254H264V253H263V252H264V251H263L264 249L262 250ZM60 248H62V247H60ZM105 248H104V249H105ZM263 248H264V247H263ZM47 249H48V250H47ZM239 249H240V248H239ZM250 249H251V248H250ZM49 250H51V251H49ZM56 250H57V249H56ZM56 250H55V251H56ZM59 250L62 251V250H64V249H59ZM59 250H58V251H59ZM236 250H237V249H236ZM240 250H241V249H240ZM242 250H241V251H242ZM11 251H12V252H11ZM58 251H57V253H59ZM33 252H34L37 256H36V255H32ZM49 252H50V253H49ZM47 253H48L49 255H48ZM51 253H52V254H51ZM55 254H56V253H55ZM263 256H264V255H263ZM30 257H31V258H30ZM47 257H44V258H47ZM49 257H50V258H49ZM248 259H249V258H248ZM27 260H29V261L27 262ZM249 260H250V259H249ZM252 260H254V259H252ZM252 260H250V261L252 262ZM247 261H248V260H247ZM247 261H245V264H253V263H255V261H253L252 263H250V261H248L249 263H246ZM31 262H32V263H31ZM242 264H244V262H242Z\"/></svg>",
  "mask_w": 264,
  "mask_h": 264
}]
</instances>
